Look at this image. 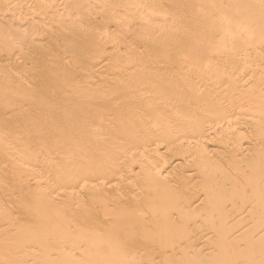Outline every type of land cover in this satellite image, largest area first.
I'll return each instance as SVG.
<instances>
[{"label": "bare ground", "instance_id": "obj_1", "mask_svg": "<svg viewBox=\"0 0 264 264\" xmlns=\"http://www.w3.org/2000/svg\"><path fill=\"white\" fill-rule=\"evenodd\" d=\"M51 1H52L51 2L52 4L49 1H47L50 3V5L47 7L48 8L47 11L60 8L61 10H59L58 13L60 11L63 13V11L65 9H67L69 12H67L66 15L69 18V22H67V17H63L61 15L60 16L58 15V17H54L52 11H51L52 15L51 14L50 15L53 17H49V18L52 20L54 19L53 22L56 21L60 26L64 24V26L67 25L68 27H66V26H65L66 28L63 27V28H65L64 30L61 28L59 31H53V30H55V28H57V27H55V26H57V24H55V26L53 25L52 28L48 27V28H50L49 30H51V29H53V30L47 31L48 35H46V38H43V37H40L38 35L33 34V36L32 35H26V36H28V38L30 37V39H28L26 36L23 37L25 35V33L23 34V30H21V28L24 26L21 27L18 24L21 22V21H19L20 15L22 14L23 11H25L26 15H27V13L32 12L33 11L32 8L34 7V5L39 6L40 3H42V4L44 3V0H0V16H1L0 18L2 20H4L5 18H8V16H9V17H12L14 19H17L19 22L15 20L16 22H18L16 26L13 25V23L10 19L9 20L11 21L10 23H12V25L15 27L14 29L21 27L19 30H21L22 33L19 32L18 30H16V31H18V34H17L16 31H12L13 28L10 30V28H9L10 23L7 25L6 22H5L6 24H4L3 23L4 21H0V22H2L0 24L1 27H3L2 29H4L3 25H6L9 28L8 32L10 34H14L13 32H15V34H16V35L15 34L12 35V38L13 37L16 38L17 35L19 36V33H21L19 36L20 38L19 37L17 38L18 40H22L23 38L24 39L27 38L28 40H31V37H32L33 40L28 42V43L35 41L34 42L35 51L33 52L34 54H32V53L30 54V52L27 50L26 46H25L26 50L21 49L22 47H24L25 44L26 45L28 44L25 42L28 40L23 39L21 45L23 44V42H25V44H23L22 46L19 44L20 47L17 44L11 45V44L7 43L6 48L8 47V45H9V47H11V46L15 47V45H17L18 47L17 46L16 47L20 48L21 52H20L19 56L17 55V57L11 56L12 54L3 55L2 58L0 59V62H1V60L3 62V65L0 64L2 66V67H0V69L5 70L4 69V66H5V68L7 70L8 64H10L11 62L17 61L18 59H22V58L24 59L25 58L24 60H26V61L29 60L31 63H34V62L37 63V65L34 63V65H36V66H34L35 68L33 67L32 64H30V65H32L31 66L32 69L34 68V72L35 73L37 72V74H36L37 76L34 75L33 79L35 77H38L39 79H37L36 81H39V80H41V78H43V77H40L39 74L44 73V71L47 73L48 76H49V74L56 75V74H52V73L53 72L55 73L57 71H58L57 72L58 75L61 73H63L62 75H64V73L66 71L63 72V70H65V69L67 70V68L69 69L70 66H73V65H71V63H68L69 65L66 64L67 63L66 61L68 60L67 58L68 57L71 58L73 55L85 57L86 56L85 54H91V55L93 54L94 56H97L99 58V59L97 58L98 59L97 60L93 55H92L93 58L92 57L89 58L91 55H87V60H86V57H85L84 62L91 61V63H89V64H88V62H86L87 66L81 65L83 67L82 69L84 70L85 75L87 73V76H85L84 73L81 76H79L80 78L83 76L85 77V78L84 77L81 78V79H83L82 81L80 80L81 83H83L85 81L84 82L85 85L84 84L80 85V82H79V84L77 83L78 85L75 83V87L70 86L71 92H69L70 95L68 98H66L68 95V93H67L68 91L66 90V88L69 89V86L63 87V90L65 88L64 91L62 90V87H61V90L63 91L62 93L65 92V94L67 93V95H66V97L64 96L66 99L64 98V100L61 101V99L59 98V100L63 103H66L65 100L66 101L68 100L67 102H69V104L67 103L69 105V107H68L69 109L68 108L67 109L70 110L69 111V120H68L67 124H65V126H61L56 121H54L55 119L52 117L53 116L52 114H54L56 112L57 109L55 110V108L60 109L61 107H59L60 103L57 106L56 104H58V103H56V101L52 100L50 97L48 98V100H46V102L44 103L45 104L44 106L42 104L43 101L41 99H38V97H37V99L39 101H41V104H42V106H40V109H39L40 115L38 114L39 120L42 119V121L37 123V124L34 123V126L36 125L35 128L39 129L44 134V137H43L44 139L59 138L58 141L53 143V149L50 150V152L55 153V156H54L55 158L50 157L51 161L49 162L50 168L52 169L51 172H53V173L55 172L56 175L51 180H48V181L45 180L46 184L49 185L50 187L60 185V186H62V188L64 187L65 189L66 188L67 189H73L74 187L75 188L80 187L78 189V191L77 190L76 191L77 192H79V191L85 192L84 196L80 194L81 196L84 197V199H81V201L84 200V203H82L83 201L82 202L80 201L79 202V203H81L80 209L76 208V210H73L72 207H74V205L71 206V205H69V203H67L69 205V206H67V208H66V206H62L60 210H55V209L49 207L50 205L48 206L47 203L52 202V200H50V198L48 196H47L48 198L45 197L46 199H43L44 196L46 195V194L45 195L43 194L45 192L42 193V191L41 192L39 191V194L37 192H32V193H35L37 197L34 196V194L32 196H34L38 200H36L33 197L35 200H30L29 198H27L28 200L26 199L27 200L26 202L24 199L21 198L22 196H20V195H22V193L24 195L25 192H22V193H20L21 191L18 192V193H20L19 194L20 198L19 197L16 198L17 195L14 196L16 193L11 194L15 197L14 199L17 200V201L15 200L13 202V204H14L13 206H15V207L12 206V208L15 209L17 207L18 209L17 208L16 209L22 213V216L20 215L21 219H19L18 218L19 214L18 215L16 214V216H15V214H13L14 217L11 218L12 214H10V213L13 212L14 209L13 210L10 209L11 208L10 205H12V204L9 205L7 200L5 203H7L10 206V208H8V209L11 210V212L8 211L7 208H6V210L2 209V208H5L4 204H3L4 205L3 207H2V204L0 205L2 207V208L0 207L2 209L1 212L4 210L0 214V264H91L93 262L92 259L96 258L93 256V255H95L93 252L94 251L93 249H96V248L99 249L98 252L100 251L98 253L97 249H96L95 250V253L97 252L96 255L107 254V255H105L106 257L104 256L105 259L108 257V259H106V261H105V263L107 264L108 260H110V259L111 260H114V259L117 260L118 257H121L120 258L121 260H122V257L128 259V257H125L123 255L124 251L125 252L126 251L127 252H130V251L135 252V250H136L135 254L137 256H139V253L143 249H150L153 247L155 248V247L164 246V245H165V247H167L168 246V244H167L168 240L172 241V242L170 241V243H172L171 247L175 248L176 245L182 246V244L185 243V242L181 243L179 238L181 236H183V234L186 235L184 230L187 227L190 228L191 224L193 222L194 223L192 226L194 227V224L197 226L198 223L196 224L195 221H197L198 219H199V221L201 220V222H202L203 212L205 214L203 221H205L207 223V225H210V227L213 228L212 229L213 231L217 232L215 234H218L217 235L218 241L216 238H213V237H216L214 235L208 236V237L205 236V234H208L206 232L207 228L205 227V231L203 232L204 226H202V225L204 222H202V225L198 224V227H199L198 229L194 227L197 230H199L202 227L201 231L203 233L198 231L200 233V235L203 234L202 235L203 237L200 236L202 239L199 238L202 240V241L200 240L201 243L204 245L205 241H203V238L206 237L204 240H207L210 237H212L213 239H216V240H213L211 238L213 240V241H211V239L209 240V241H211V243H210L211 246H207V247H211V250H212L213 249L212 247H214V246L218 247L216 245V243L219 242V243H217L218 245L220 244V247H218V248H222V249L226 248L225 250L223 249L222 252H219V250H216L217 248L214 247V250H216L217 252H212L213 251L212 250L211 251L212 254L213 253H216V254L221 253V255H222V253H223V255L225 256L224 257L222 255L223 257H221V255H220V257H219V255L217 254L215 256V258L217 257L218 260H220L219 258H222L221 260H223V258H225L223 261L224 264H242V263L253 264V263H255L254 262V260H256L255 254H257V256L259 255L256 252H259V253L261 252V254H263V252H264V163H263L264 162V156H263V158L260 157V159H262L261 164H260V168L257 164L260 162L257 159V153H259V155H261V154L264 155V140H261V137H263V136H259L258 142H257L258 146L257 145L256 146H257V148H260V150H263V151H260L258 149L256 155L254 154L256 157L255 158L252 157V159H250V160H248V158H250V152H252L251 154L253 155V151H250L251 148H253V147H250V148L248 146L244 147L245 145L242 143L243 140H242V142L240 140H237V139H232L230 141L225 140L228 137L225 138L224 135L226 133H228V136L233 135L231 131L237 130L239 128V126L240 127L245 126L246 119L245 118L241 119L240 117L229 116L230 112L232 111V108H231L232 104H230L231 103L230 99H231L234 88H229V86H228V88L227 87L223 88L222 84L225 81L226 82L238 81V84L240 86H242V85H244V82L247 81L246 74L242 71V69L244 70L245 68H249L251 66L253 67L255 65V62H254V65H251L252 64L251 61L255 60L254 57H256V55H259L260 53L255 54V52H253V51L254 50L256 51V49L253 46H250V48H248V45L251 42L243 41V38H242V40H240V37L238 36L240 32H238V30L240 31V29H241L240 27H241L242 22H243L242 26L246 25V26H244V28L242 27L243 29H245V27L248 28V26L253 24V23H255V24H257V26H259L257 29H259L262 26L260 24L262 22H264V9H262L261 6L263 7L264 0H139V1L138 0H136V1L135 0H133V1L125 0L126 3L124 5L120 3L121 6L123 5V7L121 9L124 10V7H127V10H130L132 12V15H131L132 17L129 19H127V17L123 18V21L121 18H119V16L120 17H122L123 15L127 16L126 14L122 15V13H121V12L127 13V11L121 10V12H120V7L118 6V4H119L118 2L120 0H116L118 2L114 1V7L116 6L115 8H118V10H119L115 13H118V15H119V13H121L119 16L117 15V17L119 19L115 16L114 13L113 14L110 13V11L113 10V8H111L112 6L110 7L111 2H113L112 0H96V1H93V0H70V1H74L73 4H70V5H72L71 8L67 4H65V5H67V7L64 5V3H66V1L65 2L62 0H51ZM60 1H62L64 3L60 2ZM121 2H123V0H121ZM156 3L158 5H160L159 3H162V5L165 4L166 7L167 8L169 7V8L167 9L164 7L167 10L166 12H165L164 8H163L164 11L162 10L163 12L155 11V10H157V9H155ZM97 4L100 6L99 10H101V7H103V10L104 9L108 10L107 6L109 5V8H111V10H108L109 12L106 11V12H108L107 13L108 16L107 15L106 16L109 18H112L111 19L112 22L113 21H114V23L117 22L118 25L121 26V27L119 26V28H122V26H124V25H126V26L132 25L131 27H133V29H134L135 28L134 25H136V23L138 21L139 22L137 25H139V23H142L143 25L140 24V25H142L141 29H140V25L138 26L139 27L138 29H137V25H136V28L134 30L135 34L131 33V35H130L128 32L127 33L131 36L130 37L128 35L130 38H132V37L134 38V36L139 33V31H138V33H136V31L139 29H140V35L142 34V37L147 33L148 39H144V38H146V35H145V37L143 38L144 40H141V42H143L142 44H144V43L147 44V45H145V44L144 45L147 47L149 52L151 51V49L152 50L158 49V50H154L155 52L157 51L158 53L153 54V56L158 55L162 51L164 52L165 49L170 48V47H171V51L172 50H175V51L173 53H171V55L170 54L165 55V54H167L165 52V53H163L164 54L163 57L161 56L162 53H161V55L159 54V56L162 58V60H160V61L156 60L159 58V56L156 59H155V57H153L154 60H156L157 62L153 61V59H152L153 62L146 64L147 67H145V64L142 63V62L146 63L147 59H144L146 61H142V62L139 61V59L141 57H139V59H138V56H140V55L137 56V59L139 62H141V65H144V66H140L138 63L136 64L134 57H132V56L131 57L133 58L135 63L132 61H128L129 59L126 57L128 59L127 60L125 58V55H124L125 60H122L123 57H122V59L120 58L122 55H120V53L117 54L116 51H118V50H116V49H113L114 50L113 52H108V49H106V48L108 47L109 44L107 45V43H110V45L112 43L113 48H114L115 43H116V45L117 44L120 45V43H122L124 45L123 41H125L127 39V36L125 37V34H127V33L123 32L124 35L119 34L120 36L117 38V34L119 33L118 31H120V30L117 28L118 31H115L116 29L113 30L114 27L112 28L107 24L108 23L107 20L109 18H107L105 16L107 18V20H106V18L103 17L106 13L103 12V14H102L103 15L102 17L105 18L106 21L103 23L101 22L103 27H101V30L99 29L100 30L99 32H93L92 28H91V30L82 29V27L79 26V24H78V23L81 24L80 21L84 22L83 19H86V17H89L91 10L93 8H95L96 7L95 5H97ZM44 5L45 4H43V6ZM126 5H128V6H126ZM250 5H253L257 8V11H253L256 13H253V15H252V13L248 14V15L247 14L246 15L241 14L242 15L241 16L239 13H241V11H243L244 8H245V11L247 12L246 6H250ZM93 6H95V7H93ZM253 6H250V8H254ZM128 7H129V9H128ZM38 8H40V7H38ZM41 8H44V13L47 12V11L45 12L46 7H41ZM62 9H63V11H62ZM159 9H161V8H159ZM39 10H37L39 12L37 14H40V11H42L43 9L40 11ZM114 10H113V12H114ZM34 11H35L34 14H36V10H34ZM101 11H100V13H102ZM245 11H244V13H246ZM25 13L23 12V14H25ZM62 13H60V14H62ZM233 13H238L240 15L234 21L231 18L228 19V16L230 17V15ZM220 14H221V17H220ZM222 14H224V15L222 16ZM29 15H30V13L27 16L28 18L30 17ZM43 15H45V14H43ZM47 15H49L48 12L46 13V17H48ZM94 16H91L90 19H88L89 21H91L90 24L93 23V21L95 20V18H93ZM114 16H115V18H114ZM187 16H190V17H187ZM217 16L220 17V18L218 17L219 18L218 21H216ZM40 17H41V15H40ZM156 17H157V19L159 18L158 20H160V19L163 20L161 22H166V23H163V25L164 24L169 25L171 23L170 25H173L172 27H174V28H172V30H174L176 33L174 34V31L170 30L171 29L170 28L169 30L171 32H170V34H168L169 37H167L166 36V30H165L167 28H164V29L161 28V27H164L165 25L161 26L162 24L160 25V23L157 21L159 23L158 24L160 26L159 27L155 24V21H153V19ZM223 17H225V20L226 19H228V20H226L224 22ZM35 18L41 19L39 17H35ZM92 18H93V21H92ZM184 18L185 19L187 18V20H188V18H190L194 22V26L193 27L191 26V29H189V30H185V29H188L190 26L188 28L185 26V29H183L184 31H181L182 33L180 32V35L179 34L177 35V30L179 28H181L180 27L181 25L182 26L184 25V24H182ZM33 19H34V17H33ZM38 19H37V21H39V23L42 21L41 23L43 25V20H38ZM124 19H126V20H124ZM26 21H27V19H26ZM37 21L35 20V22H37ZM192 21H191V23H192ZM13 22H14V20H13ZM31 22L32 21H30V25L32 24ZM112 22H111V24H114ZM229 22H231V23H229ZM26 23L29 24L28 21ZM39 23H37V24L39 25ZM191 23L190 24L188 23V25H192ZM223 23H225V24H223ZM14 24H16V23H14ZM27 24L25 26H27ZM93 24L95 25V23H93ZM185 24H187V23H185ZM262 24H264V23H262ZM38 25L37 26L34 25L33 27H38ZM94 25H92V26H94ZM13 26H11V27H13ZM82 26H86V25L82 24ZM99 26H101V25L99 24ZM257 26H255V27H257ZM31 27H32V25H31ZM33 27H32V29H33ZM40 27H41V24H40ZM145 27H147L146 30H145ZM148 27L151 28V30ZM175 27L178 29H176ZM263 27H264V25H263ZM263 27H261V28H263ZM6 28L7 27H5V29ZM8 28H7V30H8ZM25 28L28 29L27 27H25ZM41 28H40V30H41ZM85 28H87V27H85ZM127 28H129V30H128L129 32H130V29L132 32V28H130V27H127ZM127 28L125 29L126 31H127ZM210 28H213V29H210ZM238 28H240V29H238ZM35 29H37V28H35ZM88 29H90V28H88ZM123 29H124V27H123ZM143 29H144V31H146V33L144 32V34L141 33ZM148 29H149V32H147ZM42 30H43V28H42ZM56 30H58V29H56ZM164 30H165V32H164ZM169 30H167V31H169ZM251 30H253V32H256L255 31L256 28H255V30L253 28ZM251 30H248V33L251 35L249 38L252 39V36H254V33L252 32L253 34H251ZM30 32L31 31H29V33ZM3 33L5 35V32H3ZM65 33H67L66 35H68L70 37V40H72V41L68 42L69 45L71 46L70 49L68 48L69 47L68 43L66 41H64L67 43L68 46L66 47V45H65V47L68 49H65V47H64L65 50L63 52H65V53H63L62 52L63 48L61 49V47H63V46H61L60 48H55V49H54V47L59 45L56 43H59L58 41L62 40V37ZM163 33H165V37L162 36ZM237 33H238V35H237ZM10 34L6 33V35H10ZM37 34H41V33H37ZM121 34H122V32H121ZM132 34H134V35H132ZM41 35L43 36V33ZM54 35H55V37H54ZM245 35H247V34H245ZM244 36H242V37H244ZM129 37H128V39H129ZM166 37L168 38L167 43H165V41H167ZM254 37L257 38L258 36L256 35ZM261 37H263V36L261 35ZM246 38H247V36H246ZM259 38H258V43H259V41L262 42V39H264V38H262V39H259ZM0 39L2 40V41L0 40V42H3L2 45L5 46L4 42L5 41L7 42L8 40H6V39H8V38H4V39L0 38ZM17 39H14V40H17ZM63 39H64V37H63ZM65 39H66V37H65ZM18 40H17V42H18ZM36 40H37V42H42V43L45 42L46 45L50 43V45L55 44L56 46H54V45H53V47L49 46V47H51V49L48 48L49 49L48 50L47 49L48 45L46 46L42 43H36ZM136 40H138V42L140 41L137 38H136ZM10 41H12V40H9V42ZM73 41H74V45H71L70 43H73ZM14 42L17 43L16 41H14ZM62 42H63V40H62ZM141 42H139V43H141ZM223 42H226V44L224 43L226 46H223V48H218L216 50V48H215L216 46H214V45H218L217 47H219V44L220 43L222 44ZM255 42L256 41H253L254 44H258ZM131 43L132 42L130 41V44ZM103 44L104 45L106 44L107 46L103 48L102 47ZM122 44L119 46V48H121L123 46ZM224 44H222V45H224ZM30 45L28 46L29 48H30ZM222 45H220V47ZM4 46H2V47H4ZM213 46H214V49H212ZM255 46H257V45H255ZM260 46H261V48L262 47L264 48V46H262V45H260ZM116 48L118 49V46ZM125 48H127V47H125ZM30 49H31L30 51L34 50L33 48H30ZM132 49H131V51L134 50V49L133 50ZM135 49H136V47H135ZM7 50H6V52H7ZM257 50L260 51V48ZM2 51H3V49H2ZM8 51H10V50H8ZM22 51H24V52H22ZM68 51H69L70 55L72 54L71 57L69 54H67ZM129 51H130V49H129ZM262 51H260V52H262ZM35 52H38L37 55ZM91 52H93V53H91ZM125 52H126V50L124 51V53ZM145 52H147V51H145ZM131 53L130 54L133 55V52H131ZM151 53H152V51H151ZM136 54L142 55V51L140 53H136ZM0 55H2V54L0 53ZM33 55H36V56H33ZM63 55L65 57H67V56L68 57L65 58ZM134 55H135V52H134ZM180 55H182L181 58H180ZM176 56H178V57H176ZM108 57L112 58V59L109 58L110 60L108 59V61H112L114 59L115 62H117L116 60L118 59V62H119V59H120V61L122 60L123 64L121 62H119V63L117 62L118 64L121 63L122 66L123 65L130 66L131 64H133V63L134 64L131 65L132 69L129 67L126 68L125 66L121 67V69H120V65H121L120 64L119 65L120 72L115 73L113 76L112 71H110V72L106 71V69L108 68L107 66H109L111 64L110 63L108 65V63L107 64L105 63V62H107L106 58H108ZM175 57H176V59L177 58H179V59L178 60H172ZM81 58H83V57H81ZM132 58H131V60H132ZM145 58H147V57H145ZM64 59H67V60L65 61ZM92 59H96L95 63H96V61H97V63L94 64V62H93L94 60L92 61ZM71 61H73V60L70 59V61H68V62H71ZM124 61H127V62L124 63ZM259 61L261 63L260 59H259ZM73 62H75V59ZM115 62H113L112 64L114 65ZM129 62L130 63L132 62V63L130 64ZM24 63L25 62H23V64ZM117 63H116L117 68L115 65L116 70H114L116 72L118 69ZM77 64H78V62H77ZM126 64H128V65H126ZM38 65H41L43 71L39 70ZM135 65L136 66L139 65L140 67H144V68H140L138 66L135 68ZM75 66L77 67V65H74L73 69L77 71V68L75 69ZM110 66H109V68H111ZM194 66H197L198 71H196L197 69L192 70ZM199 66L201 67L200 71H199V69H200ZM256 66L257 65H255V68H256ZM20 67H23V65ZM63 67H66V68H63ZM62 68H63V70L61 71ZM102 68H106L103 71V74H104V72H107L106 75H103L104 78L102 76V73L100 75H95V76H97L96 78H92L89 71H92L93 73H95V71L101 72L103 70ZM167 68H168V70L171 71V73H169ZM32 69L31 70L26 69V70L33 71ZM73 69L72 70L70 69L71 72L74 71ZM119 69H118V71H119ZM122 69H124V70H122ZM129 69H131V70H129ZM190 69H191V71H189ZM6 70L4 71V73L2 71V73L0 75L4 74L3 76H7L8 73H10V72H8ZM21 70H22V68L20 69V71ZM70 70L67 72L69 76H71ZM78 70H79V72H76L77 74L74 71V73L76 75H79L78 73H80L81 69L79 68ZM12 71H14V70H12ZM172 71H174V72H172ZM194 71H196V72H194ZM24 72H25V70H24ZM111 72H112V74H110V75L113 76V79L111 76H110L111 77L110 78L107 75ZM215 72H219L222 75L216 79H213L212 77L215 74ZM5 73H7V75H5ZM74 73H73V75H74ZM207 73L208 74L214 73V74L211 77ZM235 73H239L238 77L236 76L237 74L235 75ZM62 75H61V77H62ZM76 75H75V79L77 77ZM92 75H94V74H92ZM42 76H43V74H42ZM99 76L100 77L102 76L101 79L102 80L104 79V81H106L107 83L106 82L103 83V81L100 82L101 79L98 78ZM105 76H107L110 79H108ZM260 76L263 77L264 74L260 75ZM55 77L56 76H53V78H54L53 81L51 80L52 79L51 77H50L51 79L50 78H47V79H50L51 82H53V83L55 81V84H56L57 80H55V79H58V77H60V76H58L57 78H55ZM64 77H66V75H64L63 78ZM0 78H1V76H0ZM68 78L69 77L64 78V79L66 80ZM97 78L99 80H96ZM250 78H251V76H250ZM73 79H74V77H73ZM77 79H78V77H77ZM245 79H246V81H245ZM2 80L6 82V80H4L3 78H2ZM2 80L0 79V81H1L0 83L3 82ZM70 80H71V82L69 81V83H70L69 85L74 84L72 81L75 82V80H72V78ZM14 81H15V79H14ZM24 81H26V80H24ZM58 81L60 83V80H58ZM248 81H249V79H248ZM64 82L65 81L61 82V85L57 83V86H67L68 80H67V82H65L67 85ZM76 82H78V81L76 80ZM6 83L5 84L2 83V85H7ZM235 83L236 82H234V86H235ZM236 85H237V83H236ZM239 85H238V87H240ZM7 87L8 86H6L5 88H7ZM10 87L11 86L9 85V88ZM12 87H13V83H12ZM30 87L32 88V85ZM246 87H248V86H246ZM27 88H29V87L27 86ZM51 89H54V88H52V86H51ZM235 89H236V87H235ZM262 89L264 90V87ZM2 90H3V87H2ZM12 90H13V88L10 91L9 90L8 91L11 92ZM57 90H58V88H57ZM57 90H56V92H57ZM61 90H58V91H61ZM52 91H53V93L51 95L54 94V90H52ZM238 91H239V89H238ZM0 92H2V91H0ZM0 95H1V93H0ZM47 95L48 94L46 93V96ZM61 95H63V94H61ZM3 96H5V95H3ZM3 96L1 95V97H3ZM53 96L55 97V95H53ZM41 97L43 98V95ZM45 99H43V100H45ZM56 100H58V99H56ZM16 101H14L15 105H16ZM39 101L37 102L38 106L40 103ZM232 101H234V100H232ZM23 102L25 103L26 100ZM18 106L19 105L17 104L16 111L19 109ZM61 106H62V104H61ZM14 107H16V106H13V108ZM4 108H5V111H3V109L1 110V111H3V113L6 112V110L8 111V109H10V107L9 108L7 107L8 109H6V107H4ZM13 108H11L12 111L9 110L8 112L14 113L13 110H15V109H13ZM53 108H54V110H53ZM59 109L57 111H59ZM62 109L64 110L63 107H62ZM16 111H15V114L18 112V111L17 112ZM60 111L62 112L61 109H60ZM248 111L249 110H247V112ZM65 112H67V111H65ZM61 114L63 116V113H61ZM6 115H7V113H6ZM10 115H12V114H10ZM65 115H66V113L64 114V116ZM219 115L221 118L219 121L216 120V123L214 122V120L211 121V122H213V124L210 123V121H208L211 116L217 117ZM258 115H260V116L264 115V112L258 113ZM33 116H32V118H34ZM64 116L62 117V119L64 118ZM23 117H24V115H23ZM28 117H30V115ZM35 117H37V116H35ZM55 117H56V115H55ZM251 117L252 116H250L249 118H251ZM32 118H30V119L28 118V120L31 121ZM4 119L0 118V121H2V123H3ZM23 119H25V118H23ZM215 119H217V118H215ZM47 120H49V122ZM210 120H212V119H210ZM249 120H251V119H249ZM26 121H27V119H26ZM32 121H33V119H32ZM207 121L209 123H207ZM6 123H7V120H6ZM12 124L13 123H11V125ZM30 124H31V122H30ZM30 124H29V126H30ZM255 125H258V124H255ZM10 126H9V128H10ZM14 126H16V124ZM29 126H27V127L29 128ZM250 127H252V126H250ZM11 128H12V126H11ZM17 128H19V127H17ZM12 129H14V128H12ZM25 129H27L26 125H25ZM247 129H249V128H247ZM11 130H8V128L6 129L4 124H0L1 138H3L2 136L6 137V139H5L6 141H4V139H0V165H1L0 171H1L2 166L5 165V163L7 165L8 163L14 162L17 159L16 160L17 163L14 164L15 163L14 162L13 164L15 165V169H14L15 173L19 175L20 172H24L25 170L22 169L23 170L22 171L20 168L21 171H19V169H17L16 165L18 166V162H19L20 157H21V159L23 158L22 154H24L25 151L24 150L22 151L21 148L25 149L23 147L26 146V143H25V145L23 143V147H19L22 154H20L21 153L20 150H19V152H20L19 153L18 150H15V149H16V147L19 146V144L22 145V142H24V140L25 141L27 140L26 136H28L27 133L29 134L30 130H27V133L24 134V136H25L24 140L21 138L20 139H18V138L20 137V135H22L24 132H26V130L23 131L22 134H20V130L18 131V129H14V131L17 130L20 135H17L18 133L14 134L15 132L14 131L12 132ZM39 130H38V132H39ZM219 130H221V132L223 134V138H225L223 140L224 145H222V147L224 146L223 148H226V150L221 148V150L222 151L224 150V152L219 151L220 154H218V151L216 150L218 157L215 158L211 151L208 152L209 150H207V148L210 144L212 145V142H214L213 141L214 139L212 138V134L215 133V135H216V133ZM244 130H245V128H244ZM30 132H33V131L31 130ZM34 132H35V130H34ZM240 132L242 133L243 137H246L248 135L247 132H243L242 130ZM220 133H219V136L221 135ZM243 133H246L247 135L245 134V136H244ZM250 134L252 137H254L253 133H249V135ZM12 135H14V137H11ZM16 135L18 136L17 139L19 141L21 140L20 141L21 143L19 142L18 146H16L17 140L15 139L16 140V141H14L15 144H12L15 146H11V143L10 144L8 143L11 141L7 142V140H9L10 137H11L10 140H12V138L14 139L16 137ZM238 135L240 136V134H238ZM234 136L232 138H236ZM29 138H30V136H29ZM230 138H231V136H230ZM263 139H264V137H263ZM217 141H218V139H217ZM231 141H232V143H231ZM250 142H252V141H250ZM35 145L37 146V144H35ZM163 145L166 147L167 150H169V151L175 150V153L177 151L178 155H180V157L182 156V159L187 163L186 167L184 169L185 171L182 169L181 172H179V171L176 172V171H172V170L168 169L170 166L169 165L170 160H166L164 157H161V155L163 153V152H161V147ZM219 145H221V144H219ZM71 146L74 147V150L71 152H68V148ZM228 148H229V151H228ZM214 149H216V148H213L212 150H214ZM5 150H6V152H5ZM130 150H132V151H130ZM218 150H220V149H218ZM16 152H18V153H16ZM214 153H216V152L214 151ZM19 154L21 156H19ZM159 154H161V155H159ZM163 154L165 155V153H163ZM15 155L19 156V157L16 158ZM27 155L29 156V153ZM239 156H241V157H239ZM71 157L73 158L72 168H70V166H69V159ZM156 157H157V159H158V157H161L160 160L162 159V162L156 163V161H159V159L156 160ZM180 157H179V159H180ZM177 158H178V156H177ZM184 158H188V159L185 160ZM21 159H20V161H21ZM174 159L176 160V158H174ZM182 159H180V160H182ZM5 160H7V162L8 161H10V162L7 163ZM183 160H182V162H183ZM2 161L5 163H3ZM1 163H3V165ZM10 164H12V163H10ZM179 164L180 163H178L177 165H179ZM183 164H184V162L181 165H183ZM35 165H37V164H35ZM135 165H138L139 166L138 168H140V170L145 172L144 173L145 177H142L139 180V182H136L137 181V179H135L136 177L134 176L135 177L134 178L135 181H134L131 179L133 177L132 176L131 178H129L132 181H129V179H128V182H127V184L128 183H131V184L124 185L122 183V181L126 182L125 180H127L128 176L133 174V172H134L133 168ZM155 166H159V167H155ZM5 167H7V166H4V168ZM9 167L13 168L12 165ZM19 167H21V166L19 165ZM23 168L25 169V167H23ZM16 169L18 170L19 173H17ZM32 169H35V168H32ZM42 170H44V169H42ZM186 170L187 171H193V173L190 174V172H189V174H187ZM6 171L8 172V170H6ZM6 171H3V173ZM26 171H27L26 175L31 173V171L29 173L27 168H26ZM137 171H139V170H137ZM6 173L4 174L5 176L8 175ZM21 174L22 173H20V175ZM45 174H43V175H45ZM18 175H16L17 179H18ZM23 175H25V172L23 173ZM23 175H22V177L24 178ZM26 175H25L26 179L21 180L20 182L19 181L17 182V179H16V181H14L12 179L13 181L9 182V180H8L9 177L6 176L7 177V179H6V178L0 176L2 178L6 179V181L8 180L7 182L10 183V185H9V183H7L5 180H2L3 182H6V183L1 182L2 185H4V186H0V188H2V187L3 188L4 187L10 188L11 186H14V189H15L16 187L20 188V185L28 187L27 185H29L30 178H27ZM30 175H29V177H30ZM33 175H35L36 177L37 176L40 177L42 174L38 175V174L33 173ZM47 176H48V174H47ZM36 177H33L36 179L35 184L40 185V180H38L39 177L38 178H36ZM193 177H196L197 179L196 178L194 179ZM11 178H12V176L10 177V179ZM116 178H118V180ZM189 178H190V180H194V182L195 181L196 182L194 184H192L193 182L191 183L189 181V184L190 183L191 184L188 185L187 179H189ZM112 180H114L116 182L119 181V182L114 183L112 185H108L109 182L110 183L114 182ZM133 181H134V183H133ZM79 183L81 184V186L79 185ZM36 187L38 188L39 186H36ZM22 188H24V187H22ZM22 188H20V189H22ZM5 190L7 191V193H5V194H7V196H8V194L12 193L11 192L12 189L10 190V192L7 189H5ZM17 190L18 189L16 188L15 191H17ZM27 190H26V192H27ZM72 191H74V190H72ZM72 191H70V192L64 191L61 194H58V196L59 195L63 196L62 198H65L64 196H66L67 194H70V196H73L74 192H72ZM1 192H4V191H1ZM76 194H74V195H76ZM78 195H79V193L77 194V196ZM7 196L5 198H7ZM13 196H11V197H13ZM77 196H76V198H77ZM85 196H87V197H85ZM0 197H3V196L1 195ZM9 197H10V195L8 196V199L11 198V197L10 198ZM25 197H26V195H25ZM66 198H65V200H66ZM19 199H20V201H19ZM21 199L24 200V203H23V201H21ZM48 199L50 201H48ZM65 200L63 199L64 204H66ZM70 200H72L71 197H70ZM109 200H111V201L113 200V202H110ZM233 200L234 201L240 200L241 204L239 205L236 202L233 203L234 202ZM252 200H254V201L252 202ZM59 202H61V201L59 200ZM74 202H75V199H74ZM77 202H76V204H78ZM230 203L231 204L233 203L234 205L237 204L238 211L241 214L245 213L244 211H246L247 209H249V210L252 209V211H249V212L250 213L252 212L256 217H254V215L252 213L251 214L249 213V215H253L251 218L254 221L252 219H251V221L254 222V224H252V226L254 228V225H255L256 230L251 228L252 230L249 231V228H248V231L246 233L242 234L243 228L241 230L242 226L240 227L238 225L240 222L239 217H237V219L239 218L238 219L239 222L236 221L237 222L236 225L234 224V226H233V223L231 221L230 222L232 224L229 222V219H230L229 215L231 216V214H233L232 209L233 208H234V210L237 209V206L235 205L236 206L235 207L233 205V208L230 207V208H232L231 209L232 211L230 210L232 213L228 212L227 209L228 210L230 209L228 207V205ZM8 205H6V207H9ZM51 205H52V203H51ZM110 205H112V206H110ZM248 205H251L250 208L251 207L252 208L250 209L248 207ZM76 206L78 207V205H75V207ZM200 210L203 211L201 213L202 214L201 219H200L201 216H199ZM40 212H42L41 213L42 215L45 213L43 216L44 217L43 220H41ZM217 214H218L219 218L217 217ZM235 215H234V217H235ZM246 215H247V213L245 214V216ZM104 216H105V218L106 217L107 218L106 219L102 218ZM242 216L244 217L243 214H242ZM15 217H17V218H15ZM240 217H241V215H240ZM247 217H246V219H247ZM256 218L258 219L257 221H256ZM189 219L195 220V221L190 222L191 220L189 221ZM218 219H220V221ZM232 219L234 220L235 218H233V216H231L230 220H232ZM248 219L250 220V217H248ZM235 220H234V223H235ZM242 220H243V218H242ZM59 221H60L59 225H61V227L58 225L55 228V226H53V225H57V222H59ZM217 221H219V222H217ZM246 221H243L246 223L245 226H247ZM110 222L112 224H110ZM243 222H240V225H241V223H242V225H244ZM189 223H191V224L189 225ZM217 223L219 224V226H217L218 225ZM249 223H251V222L249 221ZM110 225H112V226H110ZM236 226L237 227L239 226L240 228L238 227L236 229H239L241 231V234L239 233L240 231L237 233V234H240L238 237H237V235L234 234V231H233ZM245 226H243V227H245ZM48 227H50V228L52 227V229L54 227V229L59 230V231L58 232L56 231L53 233L51 232L49 235L48 234L45 235V233H44V236H42V234H43L42 232H45ZM189 228L186 229V232H188V230L190 231V229H192V228H190V229ZM209 229H211V228H209ZM212 230H210L209 232H211ZM180 231L182 232V234ZM191 231L193 232V229ZM236 231H238V230H236ZM76 232L78 234H75ZM248 232L250 233V235L248 234ZM72 233H73V235H72ZM80 233L82 234L81 235L82 238L78 237V236H80ZM74 234H75V236H74ZM178 234L179 235L181 234V235L178 236ZM196 234H197V232H196ZM208 235H210V233ZM211 235H212V233H211ZM76 236L79 239L76 238ZM174 236L175 237L177 236L178 239L175 238ZM195 236L197 237V235H195ZM198 236H199V234H198ZM196 237H195V239H196ZM173 238H175L174 239L175 241L177 239V241L176 242L173 241ZM234 239L236 242H238V240L241 239L242 245H244L243 242L245 240H247V242L249 241L248 244L250 247H248L247 243L245 245L247 246V249L252 248V250H253V247H254L255 248L253 251L254 253L251 251L253 254L248 255L247 253H251V252H249L250 250L249 251L247 250L248 252H246V247H245V250H243L244 247L242 246L243 249H241V251L243 250L244 254L245 255L247 254V255L245 256L243 254V252H242V254L244 256L241 257L240 255H238V254H240V248L236 245H239L238 244L239 242L236 243L234 241L235 244L233 245V243L231 241ZM242 239H244V241ZM177 242H179L178 244H180V243L181 244L178 245V244H176ZM192 242H193V239H192ZM213 242L215 245L214 244L212 245ZM189 243H190V240H189ZM189 243H188V246H189ZM194 243H195V241H194ZM206 243L207 242H205V246L202 245L204 247V249L207 245ZM196 244H198V243H196ZM230 244H231V246H229ZM173 245H175V246H173ZM185 246H187V245H185ZM185 246L183 245L181 248H184ZM188 246L186 249L189 248ZM196 246H195V249L194 248L192 249V250H194L193 252H196L195 250H197L199 247V246L198 247H196ZM234 246L238 247L239 251H238V249L237 250L233 249V248H236ZM165 247H162V248L159 247L156 249H163L164 250ZM200 247H201V245H200ZM227 247H229L228 251H226ZM256 247L259 249H257ZM91 249L93 251H90ZM104 249H107L109 253L108 252L105 253V251L103 253ZM175 249H173V250L175 251ZM209 249H208V251H210ZM229 249L234 251L236 256L238 255L237 259H236V256L233 255L232 253H231V255L235 256V258L234 257L230 258L232 256L230 254H228V252L230 251ZM120 250H121V252L122 251L123 252L122 253H120V252L116 253V257H115V255H113V254H115V252L120 251ZM137 250L139 253L137 252ZM178 250H179V248H178ZM190 250L191 249L186 250V252L188 251V253H189V254H187L188 256L190 255V252H191ZM200 250H202V249H200ZM200 250H198V252ZM235 250L238 251L239 253H236ZM155 251H157V250H155ZM159 251H160V253H162L161 250H159ZM143 252H141V253H143ZM180 252H181L182 256H184L186 253L183 250L178 251L179 254H180ZM183 252H185V253L183 254ZM224 252L225 253L227 252V255ZM92 253H93V255H92ZM172 253L173 252L171 250L170 254L172 255ZM175 253H177V252L175 251ZM209 253H206L205 255L207 256V254H208L209 258H213V257H210ZM109 254H110L111 258H110V256H108ZM111 254L114 257L113 259H112ZM117 254H122L123 256L122 255L120 256ZM165 254H161V255H164L163 257L166 260L165 261L164 259H162L164 261L163 263L167 264L165 262L171 261L168 259L170 254H169V256L167 255V253H165ZM195 254L193 256L196 257L198 253L196 255ZM261 254H260V257L263 256ZM134 255H132V256L136 258V256H134ZM177 255H176V257H177ZM187 255H185V256L188 259ZM205 255H203L204 257H202L203 261L207 259ZM173 256H174V253H173ZM178 256L181 257L182 259L185 257V256L182 257L181 255H178ZM191 256L192 255H190L189 258L192 259L193 256L192 257ZM226 256H229V258H227V260H226ZM239 256H240V258H238ZM179 257L174 258V259L175 260L178 259L177 260V262H178ZM100 258H103V256H100ZM202 258L201 259L198 258V259L202 260ZM258 258H259V256H258ZM263 258H262V261H264ZM96 259H98V258H96ZM120 259H119V262L121 261ZM127 259L122 260V262H124L123 264H130L129 261L131 260V257L128 259V261H127ZM136 259H134V260H136ZM187 259L184 258L183 260L187 261ZM198 259H196V260L194 259V262L199 263ZM208 259L206 260V262L208 261V263H209L212 259L211 260L209 259L210 261ZM102 260L103 259H101V261ZM116 260H114V262ZM146 260L150 263H153L152 259L148 255V251H146L145 261ZM181 260L177 264H181ZM125 261H127V262H125ZM136 261H138V260H136ZM155 261H156V259H155ZM189 261H190V259H189ZM260 261H256L257 264ZM103 262H104V260H103ZM114 262H111V263L114 264ZM201 262L202 261H200V264H201ZM215 262L217 263L218 261H216V259H215ZM170 263L173 264L174 263L173 260ZM202 263H205V261ZM218 263L221 264L222 261L218 262ZM100 264H101V262H100ZM116 264H117V261H116ZM136 264H139V263H136ZM145 264H147V263H145ZM156 264H157V262H156ZM182 264H184V263L182 262ZM213 264H214V262H213ZM262 264H264V262Z\"/></svg>", "mask_w": 264, "mask_h": 264}, {"label": "rangeland", "instance_id": "obj_2", "mask_svg": "<svg viewBox=\"0 0 264 264\" xmlns=\"http://www.w3.org/2000/svg\"><path fill=\"white\" fill-rule=\"evenodd\" d=\"M47 1H49L50 3L52 2L51 0H47ZM47 1L44 0V3H43V4H45L44 6H43L42 3H40L41 5L39 4V6H38V5H34V7L32 8V10H33V11L36 10V14H34L35 11L33 12V11L31 10L32 12H29V13H30V15H29L30 17H29V18L27 17L29 13H27V15H26L25 11H23L25 14H23V12H22L23 15L21 14V15H20V18H19V21L22 22V23L20 22L21 24L18 23L19 21H18L17 19H14V18L9 17V16H8V18H5L4 20H2V19L0 18V21H4L3 23H4V24L7 23V25L12 21V23H13L14 26H16L17 23H18L19 26H21V27L24 26V27H22V28L19 27V28L14 29L15 27L12 25V23L9 24V28H10V30H11L12 28L14 29V30L12 29V31H16V30H18L19 32L22 33L21 30H23V34L25 33V35H24L23 37H25L26 35H32V36H33V34H34V35H38V36H40V37L46 38V35H48V34H47V31H48L50 28H52L53 25L55 26V24H57V26H55V27H57V28L54 27L55 30L51 29V30H53V31H59L61 28L64 30L66 27H68L67 25H65V26H66V27H65L64 24L60 26L56 21L53 22L54 19L52 20V19H50L49 17H53V16H54V17H58V15H59V16L61 15V16H63V17H67L66 13L69 12L67 9H65L66 11H65V10L63 11V9H62L63 13H62L61 11L58 13V11L61 10L60 8H59V9H54V10H48V11H47V9H48L47 7L50 5V3L47 2ZM62 1H64V2L66 1V3H64V2H62ZM62 1H60V2L64 3V5L67 4L70 8H71V6H72V5H70V4H73V2H74V1H70V0H62ZM93 1H96V0H93ZM112 1H113V2H111L110 7L112 6L111 8H113V10H114V9H115V10L117 9V10H116V11L114 10V12H113V10H111V8H109V5H108L107 7H108V10H111L110 13H111V14L114 13L115 16L117 17L118 13H115V12H117V11H119V10H118V8H115L116 6L114 7V1H115V2H118V1H116V0H112ZM129 1H130V0H129ZM131 1H133V0H131ZM135 1H136V0H135ZM138 1H139V0H138ZM46 2H47V3H46ZM48 3H49V4H48ZM112 3H113V4H112ZM118 3H119L118 6L120 7V12H121V10H122V11H125V10L127 11V13L121 12L122 15H123V14H126L127 16H124V15H123L122 17H120L119 15H120L121 13H119V15H118L119 18H121L122 21H123V18H126V17H127V19L131 18V17H132V16H131V15H132V12H131L130 10H127V7H124V10L121 9V8L123 7V5L126 3V1L123 0V2H121V0H120ZM120 3L123 4V5L121 6ZM157 3H158V2H157ZM157 3H156V4H157ZM47 4H48V5H47ZM51 4H52V3H51ZM156 4H155V9H157V10L154 9L155 11H158V12L161 11V12H163L164 9L167 8L165 4H164V5H162V3H159L160 5H158V4L156 5ZM46 5H47V6H46ZM67 5H65V6L67 7ZM161 5H162V6H161ZM37 6L40 7V8H38ZM95 6H96V7H95ZM95 6H93V7H95V8H93V9L91 10V12H90V14H89V17H86V19H83L84 22L80 21L81 24L78 23L79 26L82 27V29L91 30V28H92L93 32H99V31L101 30V27H103L102 23L105 22V21L107 20V18H109V17H107V16H108L107 13L109 12L108 10H105V9H104V10H105V11H104V10H103V7H101V10H102V11H101V10H99V9H100V6H99L98 4L95 5ZM126 6H128V5H126ZM250 6H253V5H250ZM250 6H246V8H247V12H248V13L245 11V8H244V10L241 11V13H239V14H240V15H241V14H243V15H244V14H245V15L247 14V15H248V14H251V13H252V15H253V13H256V12H253V11H257V8H256L255 6H253L254 8H250ZM41 7H46V8H45V9H46L45 12H46V11L48 12V14H49V15H47L48 17H46V13H47V12L44 13V8H41ZM69 7H68V8H69ZM107 7H106V8H107ZM164 7H165V8H164ZM159 8H161V9H159ZM163 8H164V9H163ZM168 8H169V7H168ZM168 8H167V9H168ZM261 8L264 9V5H263V7L261 6ZM39 9H40V10L43 9V10L40 11ZM128 9H129V7H128ZM138 9H139V8H138ZM37 10L40 11V14H37V13H39ZM94 10H95V11H94ZM139 10H140V9H139ZM162 10H163V11H162ZM51 11H52V13H53V16H51V15H52ZM100 11H101L102 13H100ZM106 11H108V12H106ZM166 11H167V10L165 9V12H166ZM244 11H245L246 13H244ZM49 12H50V13H49ZM103 12L106 13L104 16L102 15ZM161 12H160V13H161ZM60 13H62V14H60ZM92 13H93V14H92ZM31 14H32V15H31ZM43 14H45V15H43ZM50 14H51V15H50ZM68 14H69V13H68ZM100 14H101V15H100ZM239 14H238V13H233V14L230 15V17L228 16V19L231 18V19L234 21L236 18H238V17L240 16ZM24 15H25V16H24ZM35 15H36V16H35ZM37 15H38V16H37ZM40 15H41V17H40ZM65 15H66V16H65ZM94 15H95V16H94ZM106 15H107V16H106ZM223 15H224V14H222V16H223ZM23 16H24V17H23ZM32 16L34 17V19H33ZM72 16H73V15H72ZM91 16H94L93 18H95L94 21H93V18H92V21H93V23H95V25H94L93 23L90 24L91 21L88 20V19H90ZM102 16H103V17L106 16V17H107V18L105 17L106 20H105V18H103ZM115 16H114V18H115ZM231 16H232V17H231ZM241 16H242V15H241ZM0 17H1V16H0ZM31 17H32V18H31ZM35 17H39V18H41V19H38V18H35ZM45 17H46V18H45ZM187 17H190V16H187ZM218 17H219V16L216 17V18H217L216 21L219 20V18L221 17V14H220V17H219V18H218ZM225 17H226V16H225ZM225 17H223V21H224V22H225L226 20H228V19L225 20ZM24 18H25V19H24ZM102 18H103L104 20H103ZM117 18H118V17H117ZM119 18H118V19H119ZM9 19H10L11 21H10ZM22 19H23V20H22ZM26 19H27V21L29 22V24L26 23V22H27ZM28 19H29L30 21H32V22H31V23H32V24H31L32 27H33L34 25H35V26L38 25L37 23H39V21H37V19H38V20H43V25H42V23H41L42 21H41V22L39 23L38 27H33V29H32V27H31V25H30V21H29ZM48 19H49V20H48ZM100 19H101V20H100ZM111 19H112V18H109V19H108L109 21L107 20V22H108L107 24H108L110 27H112V28L114 27L113 30L116 29L115 31H118V29L120 30V31H118L119 33L117 34V38H118L120 35H124L123 32H125V33L128 32L130 35H131V33H134V34H135V31H134V30H135L136 25L138 24L139 21L136 23V25H134L135 23L133 24L134 27H135V28L133 29V27H131L132 25H129V26L124 25V26H122V28H119L120 25H118L117 22H115V23H114V21L112 22ZM156 19H157V17L154 18L153 21H155V24H156L157 26H159V25H158L159 23H160V25L162 24L161 26H164V25H165L164 27H161V28H163V29H164V28H167V29H165V30H166V36L169 37L168 34H170V32H171L170 30H172V28H174V27H172L173 25H170L171 23H170L169 25H167V24H164V25H163V23H166V22H161V21H163V20H161V19L158 20L159 18H158L157 20H156ZM13 20H14V22H13ZM15 20L18 21V22H16ZM35 20H36L37 22H35ZM124 20H126V19H124ZM189 20H190V21H189ZM7 21H8V22H7ZM33 21H34V22H33ZM50 21H51V22H50ZM157 21H158L159 23H158ZM187 21H188V22H187ZM191 21H192V20H191L190 18H188V20H187V18H186V19L184 18L183 23H182V24H184V25H183V26L181 25V26H180L181 28H179V29L175 27L176 29H178V30H177V35H178V34L180 35V32H181V31H184L183 29H185V26H186L187 28L190 26L188 29H185V30H189V29H191V26H192V27L194 26V22L192 21V23H191ZM5 22H6V23H5ZM52 22H53V23H52ZM55 22H56V23H55ZM67 22H69V18H68V17H67ZM101 22H102V23H101ZM111 22L114 23V24H111ZM140 22H141V21H140ZM145 22H146V21H145ZM145 22H144V23H145ZM1 23H2V22H0V24H1ZM14 23H16V24H14ZM44 23H45V24H44ZM116 23H117V24H116ZM185 23H187V24H185ZM188 23H189V24L191 23L192 25H188ZM229 23H231V22H229ZM229 23H228V24H229ZM262 23H264V22H262ZM262 23L260 24V25H262L261 27H263V25H264V24H262ZM23 24H24V25H23ZM26 24H27V26H25ZM33 24H34V25H33ZM40 24H41V27L43 28V30H42V28L40 27ZM82 24H83V25H86V26H82ZM99 24H100L101 26H99ZM110 24H111V25H110ZM140 24H142V23H139V25H140ZM155 24H154V25H155ZM223 24H225V23H223ZM242 24H243V22L241 23V27H240L241 29L238 28V29H240V31L238 30V32H240V33H239V35H238V33H237V35L240 37V40H242V38H243V41L251 42V43L248 45V48H250V46L255 47L256 51H255V50L253 51V52H255V54H257V53L259 54V53H260V54H259L260 56H259V55H256V57H254L255 60L251 61V63H252L251 65H254V62H255V65H257L260 69H259L257 66H256V68H255V65L253 66L254 68L250 65L251 67H249V68H245L244 70L242 69V71L246 74V77H247V81H246V79H245L246 82H244V85H242V86H240V85L238 84V81H234V82L237 83V85H236V83H235V86H234V82H232V81H231V82H229V81L226 82V81H225V82L222 84V87H223V88H226V87L228 88V86H229V88H234V89H233L232 96H231V99H230V102H231V103L229 102L230 104H232V105H231L232 111L230 112L229 116L240 117L241 119H242V118H245V119H246V121H245L246 124H245V126H243V127H240V126H239V128H238L237 130L231 131L233 135H229V136H228V133H226V134L224 135V137H225V138L228 137L229 139H228V138H227V139L223 138V134H222L221 130H219L221 133H220L219 131H218V132H219L222 136H221V135L219 136V133H218V132L216 133V135H215V133L212 134V138L214 139V140H213L214 142H212V145L210 144V145L208 146L209 149L207 148V150H209L208 152L211 151L215 158H217V157H218V154H220L219 151H222L221 148L226 150V148H223L224 146L222 147V145H224V144H223V140H224V139H225V140H228V141H230V140H232V139H237V140H240L241 142H242V140H243L242 143L245 145L244 147H246V146H248L249 148H250V147H253V148H251V150H250V151H253V155L251 154L252 152H250V158H248V160L252 159V157L255 158V157H256L255 155H256L258 149L260 150V148H257V146H258V145H257V144H258V143H257V142H258V138H259V136H263V137H264V131H263V130H264V115H261V116L258 115V113L264 112V90L262 89V88L264 87V76H263V77L260 76V75H263V74H264V64H263V63H264V61H263V60H264V48H263V47L261 48V46H260V45L264 46V39H262V38H264V35H263V34H264V27H263V28L260 27L259 29H257L259 26H257V24H255V23H253V24L249 25L248 28L245 27V29H243L244 26H246V25H243V26H242ZM29 25H30V26H29ZM48 25H49V26H48ZM68 25H69V24H68ZM92 25H94V26H92ZM139 25H137V29L139 28V27H138ZM142 25H143V24H142ZM142 25H140V29H141ZM166 25H167V26H166ZM187 25H188V26H187ZM3 26H4V29H2L3 27H1V25H0V38H3V39H4V38H8V39H6V40H8V41L6 42V41L4 40V41H5V42H4L5 46L2 45L3 42H0V49H1V50H0V53L2 54V55H0V59L2 58L3 55H6V54H12L11 56H14V57H17V55L19 56V55H20V52H21V49L24 50V49H25V46L27 47V50L30 52V54H31V53L34 54L33 52L35 51V49H34V42H35V41H34V42H31L32 44H31V43H28V42H30V41L33 40L32 37H31V40H28V39H30V37L28 38V36H26L28 39H27V38H25V39L23 38L24 40H28V41H25V42L28 43V44L26 45L25 42H23V44H25L24 47H22L21 49H20V48H17V47L19 46V44L21 45V43H22V41H23V39H22V40H18V39H17V38L20 36L21 33H19V36L17 35L16 38H15V37L12 38V35H14L15 32H13L14 34H10V33L8 32V31H9L8 26H6V25H3ZM11 26H13V27H11ZM125 26H126V27H125ZM168 26H169V27H168ZM170 26H171V27H170ZM255 26H257V27H255ZM5 27H7L8 30H7V28L5 29ZM25 27H27L28 29H26ZM30 27H31V28H30ZM48 27H50V28H48ZM63 27H65V28H63ZM85 27H87V28H85ZM93 27H94V28H93ZM110 27H109V28H110ZM120 27H121V26H120ZM123 27H124V29H123ZM127 27L132 28V32H131V29H130V32H129V31H128L129 28H127ZM159 27H160V26H159ZM182 27H183V28H182ZM242 27H243V28H242ZM20 28H21V30H19ZM24 28H25V29H24ZM29 28H30V29H29ZM35 28H37V29H35ZM40 28H41L42 31L40 30ZM47 28H48V29H47ZM88 28H90V29H88ZM117 28H118V29H117ZM126 28H127V31L125 30ZM148 28H149V27H148ZM170 28H171V29H170ZM215 28H216V27H215ZM252 28H253L254 30H255V28H256V30H255L256 32H253V30H251ZM56 29H58V30H56ZM99 29H100V30H99ZM110 29H111V28H110ZM140 29L136 31V33H138V31H139V33L136 34V35L134 36V38H133V37L130 38L131 36H130L128 33L125 34V37L127 36V39H128V37L130 36L128 40L126 39L125 41H123V43H124L125 46H124L122 43L119 42L120 45L122 44L123 46H122L121 48H119L120 45H119V44L116 45V43H115L116 46L114 45V48H113L112 43H111V45H110V43H107V45L109 44L110 46L108 45V47H107L106 49H108V52H113V51H114L113 49H116V50H118V51H116V53H117V54L120 53V55H122V56L120 57L121 59H122V57H123L122 60H125V58L127 57V58L129 59V60H128V59L126 58L128 61H132V62H134V60H135L136 64L138 63L140 66H144V65H141V62H142V61H146V60H144V59H147L146 63H145V62H142L143 64H145V67H147L146 64L152 63L153 61H156V60L160 61V60H162V58L159 56V54L161 55V53H162L161 56L163 57V56H164L163 53L166 52L167 54H165V55H169V54L171 55V53H173V52L175 51V50H172V51H171V47H170V48L165 49L164 52L162 51V52H160L158 55H154V56H153V54L158 53L157 51L155 52L154 50H158V49H153V50L151 49L152 53H151V51H150V52L148 51L147 47L145 46V45H147V44L144 43V44H145V45H144V44H142L143 42H141V40L148 39V38H147L148 35H147L146 31H144V29H143L141 33L144 34V32H145V33H146V34H145V35H146V38H144L145 35L142 37V34L140 35ZM146 29H147V27H145V30H146ZM149 29L151 30V28H149ZM149 29L147 30V32H149ZM169 29H170V30H169ZM176 29H175V30H176ZM210 29H213V28H210ZM247 29H248V30H251V34L254 33V36L257 35L258 37L255 38L254 36H252V39L249 38L251 35L248 33V30H247ZM260 29H261V30H260ZM25 30H26V31H25ZM27 30H28V31H27ZM51 30H49V31H51ZM111 30H112V29H111ZM165 30H164V32H165ZM167 30H169V31H167ZM241 30H242V31H241ZM258 30H259V31H258ZM18 31H16L17 34H18ZM29 31H31V32L29 33ZM45 31H46V32H45ZM133 31H134V32H133ZM172 31H174V30H172ZM243 31H244V32H243ZM245 31H246L247 33H246ZM3 32H5V35H4ZM33 32H34V33H33ZM36 32H37V33H41V34L43 33V36H42L41 34H37ZM121 32H122V34H121ZM167 32H168V33H167ZM252 32H253V33H252ZM258 32H259V33H258ZM6 33L10 34L11 36H10V35H6ZM11 33H12V32H11ZM175 33H176V32L174 31V34H175ZM181 33H182V32H181ZM244 33L247 34V35H245ZM23 34H22V35H23ZM66 34H67V33L64 34L65 36L63 35L64 39H63V37H62L63 42H62V40H60L61 42L58 41L59 43H56V44H59V45L61 44L60 46L58 45L59 47L56 46L55 44H53L54 46H56V47H54V49H55V48H60L61 46H63V47H61V49L63 48L62 52H63L65 49H68V48L70 49L71 46L69 45L68 42H70V41H72V40H70V37H69L68 35H66ZM68 34H69V33H68ZM119 34H120V35H119ZM134 34H132V35H134ZM3 35H4V36H3ZM15 35H16V34H15ZM128 35H129V36H128ZM138 35H139V36H138ZM240 35H241V36H240ZM244 35H245V36H244ZM248 35H249V36H248ZM261 35H262L263 37H261ZM5 36H6V37H5ZM8 36H9V37H8ZM137 36H138V37H137ZM162 36L165 37V33H163ZM162 36H161V37H162ZM242 36H244L245 38H246V36H247V38L245 39V38L242 37ZM54 37H55V35H54ZM65 37H66V39H65ZM68 37H69V38H68ZM167 37H166V38H167ZM259 37H260V38H259ZM19 38H20V37H19ZM21 38H22V37H21ZM136 38L139 39V40H140L139 42H141V43H139L138 40H136ZM143 38H144V39H143ZM258 38H259V39H262V42L259 41V43H258ZM14 39H17L18 42H17V40H14ZM60 39H61V38H60ZM132 39H133V40H132ZM134 39H135L136 41H135ZM176 39H177V38H176ZM0 40H1V39H0ZM9 40H12V41L9 42ZM13 40L16 41L17 43H15ZM34 40H35V39H34ZM67 40H68V41H67ZM166 40H167V41H165V43L168 42V38H167ZM1 41H2V40H1ZM20 41H21V42H20ZM64 41H66V42L68 43V45H69L68 48H66L68 45H67V43L64 42ZM130 41L132 42L131 44H130ZM253 41H256L255 43H258L259 45H258V44H254ZM136 42H137V43H136ZM7 43H9V44H11V45H13V44H17L18 46L15 45V47H12V46L9 47V45H8V47L6 48ZM36 43H42V42H37V40H36ZM65 43H66V44H65ZM224 43L226 44V42H223L222 44H224ZM23 44H22V45H23ZM30 44H31V45H30ZM42 44L46 45L45 42L42 43ZM70 44H71V45H74V41H73V43H70ZM222 44L220 43V44H219V47H217L218 45H214V46H216V47H215L216 50H217L218 48H223V46H226L225 44H224V45H222ZM22 45H21V46H22ZM29 45H30V48H33L34 50L30 51L31 49L28 47ZM47 45H48L47 49H48V48L51 49V47H53V45H50V43L47 44ZM47 45H46V46H47ZM65 45H66V47H65ZM107 45H106V44H105V45L103 44L102 47L104 48V47H106ZM133 45H134V46H133ZM136 45H137V46H136ZM138 45H139V46H138ZM220 45H222V46L220 47ZM255 45H257V46H255ZM2 46H4L6 49H5L4 47H2ZM16 46H17V47H16ZM49 46H51V47H49ZM117 46H118V49L116 48ZM128 46H129V47H128ZM141 46H142V47H141ZM214 46H213L212 49H214ZM258 46H259V47H258ZM1 47H2V48H1ZM19 47H20V46H19ZM64 47H65V49H64ZM125 47H127V48H125ZM135 47H136L137 50L135 49ZM140 47H141V48H140ZM256 47H257V48H256ZM12 48H13V49H12ZM110 48H111V49H110ZM132 48H133L134 50H133ZM139 48H140V49H139ZM145 48H146L147 50H146ZM259 48H260V51H262V50H263V51H262V52L258 51L257 49H259ZM2 49H3V51H2ZM7 49L10 50V51H8ZM11 49H12V50H11ZM54 49H53V50H54ZM127 49H128V50H127ZM129 49H130V51H129ZM131 49H132L133 51H131ZM4 50H5V51H4ZM6 50H7L8 53L6 52ZM25 50H26V49H25ZM48 50H49V49H48ZM53 50H52V51H53ZM121 50H122V51H121ZM125 50H126V52H125L126 54L124 53ZM135 50H136V51H135ZM149 50H150V49H149ZM11 51H12V52H11ZM106 51H107V50H106ZM137 51H138V52H137ZM141 51H142V55H141V54H136V53H140ZM145 51H147L149 54H148L147 52H145ZM249 51H250V50H249ZM22 52H24V51H22ZM25 52H26V51H25ZM131 52H133V55H131V54H132ZM134 52H135V55H134ZM154 52H155V53H154ZM3 53H4V54H3ZM35 53H36V55H37L38 52H35ZM63 53H65V52H63ZM91 53H93V52H91ZM127 53H128L129 55H128ZM130 53H131V54H130ZM13 54H14V55H13ZM67 54L70 55L69 51H68ZM15 55H16V56H15ZM36 55H33V56H36ZM64 55H65V54H64ZM64 55H63V56H64ZM85 55H86L85 57H86V60H87V55H91V54H85ZM92 55H93V54H92ZM92 55H91L89 58H91V57L93 58L94 55H93V56H92ZM124 55H125V58H124ZM138 55H140V56H138ZM143 55H144V56H143ZM176 55H177V54H176ZM66 56H67V55H66ZM71 56H72V54L70 55V57H71ZM74 56H75V55L72 56L73 58H72V57L69 58L68 56H67V57H68V58H67V57L64 56L65 58L68 59V60H67V59H64V60H65V61L67 60V61H66V62H67V63H66L67 65H69L68 63H71V65H73V66H74V65H77V67L75 66V69L77 68V71L73 69V68H74L73 66H70V68H69V69L67 68V70H66V69L63 70V68H66V67H63V68L61 69V71L63 70V72L66 71V72L64 73V75H66V77H64V78L69 77L70 79L72 78V80H75V82L72 81V82L74 83V84H72V85H69V84H70L69 81L71 82V80H70L69 78L65 80V79L63 78L64 75H62L63 73L60 72L61 74L58 75V73H57L58 71L55 72V73H54V72L52 73V74H56V75H51V74H49V76H48L47 73L44 71L45 74L42 73L43 76H42V74H39V76H40V77H43L44 79L41 78V80L36 81V80L39 79V78H38V77H35V78L33 79V77H34V75L37 74V72H36V73L34 72V68H35L34 66H36L37 63L34 62V63L36 64V65H34V63H31L29 60H27V61L24 60L25 58H24V59L22 58L23 60H22V59H18L17 61L14 60L15 62H11L10 64H8V65H7V70H6L5 66H4V69H5L6 71L10 72V73H8V75H7V73H5V75H7L8 77H7V76H3L4 74L0 75V76H1L0 79L2 80V78H3V79L6 80V82H7V83H6L5 81L2 80V81H3L2 83H3V84L6 83L7 85H2V83H0V91H2V92H0V93H1L2 96L5 95V96H3V97H1V95H0V108H1V109H0V114H1V115H0V118L4 119V118L6 117V118L3 120V123H2V121H0V122H1L0 124H4V125H5V128H6V129L8 128V130H11L12 128H14V129H18V131L20 130V134H22V132L26 130V132H24L22 135H20V134L18 133L17 130L14 131V129H12L11 131H12V132L14 131V132H15L14 134L18 133L17 135H20V137L18 138V136L16 135V137H15L14 139L12 138V140H10L11 137H14V135H12V136L9 138V140H7V142H8V141H11V142H8V143H9V144L11 143V146H15V145H12V144H15L14 141L17 140L18 143L16 142V146H18L19 142L21 141V140L19 141L18 139L21 138V139L24 140V139H25L24 134L27 133V130H30V131L32 130L33 132H34V130H35V132H34L35 134H34L33 132H30V131H29V134H30V133H31V134L29 135V134L27 133V135H28V136H26L27 140H26V141L24 140V142H22V145L19 144V146L16 147V149H15V150H18V152H19V150H20L19 147H23V143H24V145H25V143H26V146L23 147V148H25V149H22V148H21L22 151H23V150L25 151L24 154H22L21 150H20L21 153L19 152L20 154H22V157H23L24 159H23V158L21 159V157H20L21 161H20V159H19L18 166L16 165V167H17V169H19V171H21L22 169L25 170V171H24V172H25V175L27 174V173H26V172H27V171H26V168H27V170L29 171V173H30V171H31V173H30L31 175H30V174L26 175L27 178H30L29 185H27L29 188L26 187V186H21V185H20V188H22V187H24V188L20 189V188L16 187V188L18 189L17 191H15L16 188L14 189V186H11L10 188H9V187H8V188H5V187L3 188V187H2L3 189L0 188V189H1V190H0V196H1V195L3 196V197H0V198H1V199H0V205L2 204V207L5 205V206H4L5 208H2V207L0 206L2 209H5V210H6V208H7V210L11 212V210H9L8 208H10V206H11L10 209H12V210L14 209V208H12V206L14 205L13 202L16 200V199H14V198H15L14 196H16V195H17L16 198H17V197L20 198V196H22L21 198L24 199L25 202L28 200L27 198H29L30 200H35V199L38 200L37 198L34 197V196H36V194H35V193H32V192H37V193L39 194V191H40V192L42 191V193L45 192V193H43V194H44V195L46 194V195L44 196L43 199H46L45 197L48 196V197L50 198V200H52V202H48L47 204H48V206L50 205L49 207H51V208H53V209H55V210H60L62 206H66V208H67V206H69V205H71V206L74 205V207H72L73 210H76V208L80 209L81 203H79V202L81 201V199H84L83 196H84V193H85V192H83V191H79V192H77L78 189H79L80 187H77V186H76L77 188L74 187L73 189H67V188L65 189L64 187L62 188V186H60V185H56V186L50 187L49 185L46 184L45 180H47V181H48V180H51V179H53V178L55 177V175H56L55 172H54V173L51 172L52 169L50 168V164H49V162L51 161V160H50V157H54V156H55V153H54V152H50V150L53 149V143L56 142V141H58L59 138L44 139V138H43V137H44V134H43L39 129L35 128L36 125L34 126V123L37 124V123H39V122L42 121V119L39 120V115H40V114H39V112H40L39 109H40V106H42V104H43V106L45 105L44 103L46 102V100H48L49 97H50L52 100L56 101V103H58V104H56L57 106H58L59 103H60L59 107H61L60 109L62 110V112H61L59 108H55V110H56V109H57V110L59 109V111L56 110V112H55L56 114H55V113L52 114V115H53L52 117L55 119V120H54V119H53V120L56 121V122H57L59 125H61V126H65V124H67V122H68V120H69V111H70V110H68V109H69V108H68V107H69V105H68L69 102H67L68 100H67V101L65 100L66 103H63V102H61V101L64 100V98L66 97L67 93H68V95H67L66 98L69 97V95H70L69 92H71V91H70V90H71L70 88L73 87V86L75 87V83H76V84H77V83L79 84V82H80V85H81V84H84L85 81H84L83 83H81V81L83 80V79H81V78H83L84 76L81 77V78H80L79 76H81V75L84 73V70L82 69V68H83L82 66H83V65H84V66H85V65L87 66L86 62H88V61L84 62V59H85L84 56H81V57H83V58H81L80 56H75V57H74ZM131 56L134 57V60H133V58H132ZM137 56H138V59H139V57H141V58L139 59V61H141V62L138 61ZM151 56H152V57H151ZM158 56H159V58L156 59ZM94 57H95L96 59L98 58L97 56H94ZM135 57H136V58H135ZM145 57H147V58H145ZM153 57H155L156 60H154ZM176 57H178V56H176ZM176 57H175L174 59H172V60H178V59H179V58L176 59ZM181 57H182V55H180V58H181ZM77 58H78V59H77ZM89 58H88V59H89ZM109 58H110V57L106 58L107 62H105V63H106V64L108 63V65L111 63V64H110L111 66L109 65L111 68H109V66H107L108 68L106 67L107 69H106V68H102L103 70L101 69L102 71H101V72L99 71L100 73H99L98 71H95V73H93L92 71H89V70H88L89 73L91 74L92 78H96L97 76H95V75H100L101 73H102V76H103V75H106L107 72H104V74H103V71H104L105 69H106V71H108V72H110V71L113 72V74H112V72L109 73V74H107L109 77L111 76L110 74H112V75L114 76L115 73L120 72L121 67H124V66H125V65L122 66V64H123V61H122V60L120 61V59H119V62L122 63V64L120 63V64H121V65H120V64H118V63H119V62H118V59L116 60V61L118 62V63H117V62H115L114 59H113L112 61H108ZM131 58H132V60H131ZM142 58H143V59H142ZM70 59L73 60V61H74V59H75V62H73V61L68 62V61H70ZM96 59H92V61L94 60V61H93L94 64L97 63V61H96V63H95V60H96ZM98 59H99V58H98ZM98 59H97V60H98ZM110 59H112V58H110ZM110 59H109V60H110ZM136 59H137V60H136ZM152 59H153V61H152ZM259 59L261 60V63H260ZM21 60H22V61H21ZM89 60H90V59H89ZM106 60H105V61H106ZM137 61H138V62H137ZM23 62H25V63L23 64ZM77 62H78V64H77ZM113 62H115L114 65L112 64ZM125 62H127V61H124V63H125ZM132 62H131V63H132ZM135 62H134V63H135ZM156 62H157V61H156ZM89 63H91V61H89L88 64H89ZM116 63L118 64V69H119V65H120V69H119V71H118V69H117V72L114 71V70H116V68H117ZM129 63H130V62H129ZM131 63H130V64H131ZM134 63H133V64H134ZM0 64L3 65L2 60H1ZM28 64H29V65H28ZM30 64L33 65V67H34L33 69H32V67H31L32 65H30ZM92 64H93V63H92ZM130 64H129V65H130ZM133 64H131V65H133ZM22 65H23V67H20V66H22ZM25 65H26V66H25ZM81 65H82V66H81ZM112 65H113L114 67H113ZM115 65H116V68H115ZM126 65H128V64H126ZM131 65H130V66H125V67H126V68L129 67V68L132 69ZM139 65H137V66L140 67ZM38 66H39V70H40V71H43L41 65H38ZM137 66L135 65V68H136ZM0 67H2V66L0 65ZM18 67H19L20 69L22 68V70L20 71V69H19ZM27 67H28V68H27ZM40 67H41V68H40ZM78 67H79L82 71L80 70V73H78L79 75H76V74H77L76 72H79V70H78L79 68H78ZM199 67H200V66H199ZM199 67H198V68H199ZM25 68H26V69H30V70L32 69L33 71L26 70ZM114 68H115V69H114ZM140 68H144V67H140ZM70 69H71V70L73 69V70L75 71L76 74L74 73V71H72V72L74 73V75H73V73L71 72ZM131 69H129V70H131ZM196 69H197V66H194L192 70H196ZM1 70H2V69H0V71H1ZM5 70H2L3 73H4ZM12 70H14V71H12ZM24 70H25V72H24ZM69 70H70V72H71V73H70L71 76H69L68 73H67ZM122 70H124V69H122ZM122 70H121V71H122ZM167 70H168V68H167ZM200 70H201V67H200L199 71H200ZM253 70H254V71H253ZM2 71L0 72V74L2 73ZM17 71H18V72H17ZM59 71H60V70H59ZM88 71H87V72H88ZM168 71H169V73H171L170 70H168ZM189 71H191V69H190ZM196 71H198V69H197ZM196 71H194V72H196ZM29 72H30V73H29ZM81 72H82V73H81ZM96 72H97V73H96ZM172 72H174V71H172ZM258 72H259V73H258ZM15 73H16V74H15ZM31 73H32L33 75H32ZM89 73H88V74H89ZM176 73H177V72H176ZM247 73H248L249 75H248ZM14 74H15V75H14ZM26 74H27L28 76H27ZM90 74H89V75H90ZM92 74H94V75H92ZM207 74H208V73H207ZM213 74H214V73H213ZM213 74H210V73H209L208 75L212 77ZM236 74H237V75H236ZM57 75L60 76V77H58ZM61 75H62V77H61ZM67 75H68V76H67ZM75 75L78 77V79H77V77H76V79H75ZM84 75H85V73H84ZM221 75H222L221 73H219V72H215V74L213 75L212 78H213V79H216V78L220 77ZM235 75L238 77L239 73H235ZM14 76H15V77H14ZM18 76H19V77H18ZM22 76H23V77H22ZM36 76H37V75H36ZM44 76H45V77H44ZM53 76H56L55 78L58 77V79H55V80H57V81H56V84H55V81H54V83L51 82V80L53 81V79H54ZM85 76H87V73H86ZM102 76H101V77H102ZM113 76H111L112 79H113ZM250 76H251V78H250ZM9 77H10V78H9ZM30 77H31V78H30ZM50 77H51L52 79H51ZM73 77H74V79H73ZM101 77L99 76L98 78L101 79ZM105 77H107V76H105ZM111 77H110V78H111ZM5 78H6V79H5ZM7 78H8V79H7ZM21 78H22V79H21ZM47 78H50L51 80H50V79H47ZM84 78H85V77H84ZM98 78H97L96 80H99ZM103 78H104V76H103ZM107 78H108V77H107ZM107 78H106V79H107ZM110 78H108V79H110ZM14 79H15V81H14ZM106 79H105V80H106ZM248 79H249V81H248ZM7 80H8V81H7ZM12 80H13V81H12ZM22 80H23V81H22ZM24 80H26V81H24ZM58 80H60V83H59ZM67 80H68V83H67L68 85L65 83V82H67ZM76 80H77L78 82H76ZM80 80H81V81H80ZM85 80H86V79H85ZM27 81H28V82H27ZM35 81H36V82H35ZM63 81H65L64 83H65L67 86H57V83L61 85V82H63ZM102 81H103V83L106 82V81H104V79H103V80L101 79L100 82H102ZM107 81H108V80H107ZM0 82H1V81H0ZM8 82H9L10 84H9ZM40 82H41L42 84H41ZM43 82H44V83H43ZM250 82H251V83H250ZM12 83H13V87H12ZM18 83H19V84H18ZM25 83H26V84H25ZM106 83H107V82H106ZM248 83H249V84H248ZM21 84H22V85H21ZM23 84H24V85H23ZM30 84L32 85V88L30 87V86H31ZM65 84H64V85H65ZM78 84H77V85H78ZM1 85H2V86H1ZM9 85L13 88V90H12L11 92H9V91H10L12 88H11V87L9 88ZM55 85H56V86H55ZM80 85H79V86H80ZM84 85H85V84H84ZM101 85H102V84H101ZM109 85H110V84H109ZM238 85H239L240 87H238ZM249 85H250V86H249ZM6 86H8V87H7L8 89L5 88ZM27 86H28L29 88H27ZM51 86H52V88H54V89H51ZM68 86H69V89L66 88V90H67L68 92H67L66 94H65V92L62 93V92L65 90V88H64V90H63V87H68ZM70 86H71V87H70ZM246 86H248V87H246ZM2 87H3V90H2ZM41 87H42V88H41ZM47 87H48V88H47ZM61 87H62V90H63V91L61 90ZM235 87H236V89H235ZM241 87H242V88H241ZM249 87H250V88H249ZM57 88H58V90H61V91H58ZM240 88H241V89H240ZM238 89H239V91H238ZM8 90H9V91H8ZM52 90H54V94H53V95H55L56 98H55L53 95H51V94L53 93ZM56 90H57V92H56ZM6 91H7L8 93H7ZM241 91H242V92H241ZM12 92H13V93H12ZM243 92H244V93H243ZM5 93H6V94H5ZM46 93H47L49 96H48V95L46 96ZM14 94H15V95H14ZM41 94L43 95V98L41 97V96H42ZM61 94H63V95H61ZM241 94H242V95H241ZM56 95H57V96H56ZM64 96H65V97H64ZM37 97H38V99H41V100L43 101L42 104H41V101H39V100L37 99ZM39 97H40V98H39ZM46 97H47V98H46ZM52 97H53V98H52ZM62 97H63V98H62ZM235 97H236V98H235ZM254 97H255V98H254ZM256 97H257V98H256ZM45 98H46V99H45ZM59 98L61 99V101L59 100ZM66 98H65V99H66ZM29 99H30L31 101H30ZM33 99H34V100H33ZM36 99H37V100H36ZM43 99H45V100H43ZM56 99H58V100H56ZM16 100H17V101H16ZM22 100H23V101L26 100V102L24 103ZM232 100H234V101H232ZM14 101H16V105L14 104V103H15ZM18 101H19V102H18ZM32 101H33V102H32ZM38 101L40 102V103H39V106H38V104H37ZM31 102H32L33 104H32ZM67 103H68V104H67ZM245 103H246V104H245ZM17 104L19 105V106H18L19 109L17 110L18 112L16 111ZM31 104H32V105H31ZM61 104H62V106H61ZM244 104H245V105H244ZM253 104H254V105H253ZM9 105H10V106H9ZM21 105H22V106H21ZM36 105H37V106H36ZM11 106H12V107H11ZM13 106H16V107L13 108ZM247 106H248V107H247ZM4 107H6V109H8V108L10 107V109H8V111H9V110L12 111L11 108L15 109V110H13L14 113H11V112L9 113L7 110H6V112L3 113V111H5V108H4ZM7 107H8V108H7ZM35 107H36V108H35ZM62 107H63L64 110L67 111V112H65V111L62 109ZM262 107H263V108H262ZM34 108H35V109H34ZM67 108H68V109H67ZM256 108H257V109H256ZM2 109H3V111H1ZM243 109H244V110H243ZM53 110H54V108H53ZM247 110H249V111L247 112ZM15 111L17 112L16 114H15ZM63 111H64V112H63ZM249 112H250V113H249ZM6 113H7V115H6ZM27 113H28V114H27ZM61 113H63V116H64V114L66 113V115L64 116L63 119H62L63 116H62ZM4 114H5L6 116H5ZM10 114H12V115H10ZM22 114L24 115V117H23ZM38 114H39V115H38ZM58 114H59V115H58ZM246 114H247V115H246ZM256 114H257V115H256ZM16 115H17V116H16ZM20 115H21V116H20ZM29 115H30V117H28ZM33 115H34V116H33ZM55 115H56V117H55ZM1 116H2V117H1ZM3 116H4V117H3ZM15 116H16V117H15ZM19 116H20V117H19ZM32 116H33L34 118H32ZM35 116H37V117H35ZM67 116H68V117H67ZM250 116H252V117L249 118ZM14 117H15V118H14ZM22 117L25 118V119H23ZM261 117H262V118H261ZM13 118H14V119H13ZM28 118H29V119L32 118L33 121H32V119H31V121L28 120ZM215 118H217V119H215ZM220 118H221L220 115L217 116V117H215V116H211L210 119H212V120L209 119L208 121H210V123L213 124V122H211V121L214 120V122L216 123V120L219 121ZM26 119H27V121H26ZM249 119H251V120H249ZM253 119H254V120H253ZM255 119H256V120H255ZM6 120H7V123H6ZM9 120H10V121H9ZM12 120H13V121H12ZM37 120H38V121H37ZM64 120H65V121H64ZM66 120H67V121H66ZM25 121H26V122H25ZM45 121H46V120H45ZM47 121L49 122V120H47ZM208 121H207V123H209ZM4 122H5L6 124H5ZM8 122H9V123H8ZM30 122H31V124H30ZM11 123H13V124L11 125ZM63 123H64V124H63ZM15 124H16V126H14ZM29 124H30V126H29ZM255 124H258V125H255ZM10 125L12 126V128H11ZM25 125H26V128H27V129H25ZM32 125H33V126H32ZM259 125H260V126H259ZM9 126H10V128H9ZM27 126H29V128H28ZM247 126H248V127H247ZM250 126H252V127H250ZM15 127H16V128H15ZM17 127H19L20 129L17 128ZM33 127H34V128H33ZM244 128H245V130H244ZM247 128H249V129H247ZM246 129H247V130H246ZM38 130H39V132H38ZM241 130H242L243 132H247L248 135H247L246 133H243L244 136H245V134L247 135L246 137H243L242 133L240 132ZM239 132H240V133H239ZM254 132H255V133H254ZM36 133H37V134H36ZM41 133H42V134H41ZM249 133H253V134H254V137H252L251 134L249 135ZM261 133H262V134H261ZM33 134H34V135H33ZM238 134H240V136H239ZM253 134H252V135H253ZM256 134H257V135H256ZM234 135H235V136H234ZM29 136H30V138H29ZM230 136H231V138H230ZM233 136L236 137V138H232ZM249 136H250V137H249ZM2 137H3V138H1V135H0V139H4V141H6V140H5L6 137H5V136H2ZM263 137H261V140H264ZM17 138H18V139H17ZM222 138H223V139H222ZM246 138H247V139H246ZM15 139H16V140H15ZM217 139H218V141H217ZM23 140H22V141H23ZM1 141H2V140H1ZM250 141H252V142H250ZM31 142H32V143H31ZM35 142H36V143H35ZM37 142H38V143H37ZM246 142H247V143H246ZM20 143H21V142H20ZM33 143H34V144H33ZM213 143H214V144H213ZM231 143H232V141H231ZM251 143H252V144H251ZM35 144H37V146H36ZM217 144H218V145H217ZM219 144H221V145H219ZM250 145H251V146H250ZM256 145H257V146H256ZM217 146H218V147H217ZM219 146H220V147H219ZM164 147H165L164 145L161 147V152L165 153V155H164L163 153H162V155H161V154H159V155H161V157H164L166 160H170V164H169L170 166H169L168 169H169V170H172V171H176V172H177V171L181 172L182 169L184 170L185 167H186V164H187V163L182 159V156L180 157V155H178V152H177V151H176V153H175V150H174V151H173V150L169 151V150L166 149V147H165V148H164ZM213 148H216V149L212 150ZM217 148L220 149V150H218ZM13 149H14V148H13ZM252 149H253V150H252ZM15 150H14V151H15ZM73 150H74V147H73V146H71V147L68 148V152H71V151H73ZM216 150L218 151V154H217V151H216ZM130 151H132V150H130ZM214 151H215L216 153H214ZM228 151H229V148H228ZM260 151H263V150H260ZM5 152H6V150H5ZM18 152H16V153H18ZM222 152H224V150H223ZM222 152H221V153H222ZM28 153H29V156L27 155ZM47 153H48L49 155H48ZM166 153H167V154H166ZM20 154H19V156H21ZM25 154H26V155H25ZM210 154H211V153H210ZM212 154H211V155H212ZM215 154H216L217 156H216ZM254 154H255V155H254ZM23 155H24L25 157H24ZM159 155H158V156H159ZM168 155H169L170 157H169ZM172 155H173L174 157H173ZM251 155H252V156H251ZM258 155H259V153H257V159H258V161H260V162L257 163V164H258V166H259V168H260V164H261V160H262V159H260V157L263 158L264 155H263V154H261V155H259V156H258ZM15 156H16V155H15ZM19 156H16V158L19 157ZM48 156H49V157H48ZM165 156H166V157H165ZM167 156H168V157H167ZM177 156H178V158H177ZM161 157H158L159 161H156V163H157V162H158V163H159V162H162V159L160 160ZM179 157H180V159L183 160V162H184L183 165H184V166L181 165L183 162H182V160L179 159ZM239 157H241V156H239ZM248 157H249V156H248ZM54 158H55V157H54ZM167 158H168V159H167ZM170 158H171V159H170ZM174 158H176V160H175ZM158 159H157V157H156V160H158ZM172 159H173V160H172ZM184 159L186 160V159H188V158H184ZM16 160H17V159H16ZM16 160L14 161L15 163H14V162H10V161H8V162H10V163H12V164L8 163L7 160H5V161L8 163L7 165H6L5 162L2 161L3 163H5L4 166H7L9 169H8L7 167H5V168H6V169H5L4 166H2L3 169L1 168V171H2V172L0 171V173H1L0 176L4 177V178H6V179H7V177H9V178H8L9 182H10V181H13V180L16 181V179H17V176H16V175H18V174H16V173H15V170H14V169H15V165H14V164L17 163ZM56 160H57V159H56ZM171 160H172V161H171ZM3 163H1V164L3 165ZM13 163H14V164H13ZM176 163H177V164L180 163V164L177 165ZM263 163H264V162H263ZM35 164H37V165H35ZM257 164H256V165H257ZM11 165H12L13 168L9 167V166H11ZM13 165H14V166H13ZM19 165H20L21 167H19ZM69 166H70V168H72V166H73V158H72V157L69 159ZM178 166H179V167H178ZM0 167H1V165H0ZM23 167H25V169H24ZM138 167H139L138 165H135L134 168H133V171H134L133 174L131 173L132 175H129V176H128L127 180H125L126 182L122 181V183H123L124 185H129V184H131V183H128V184H127V182H128V179L131 178L132 176H133V177L131 178L132 180H134V178L136 177V178H135V179H137L136 182H139V180H140L142 177H145V174H144L145 172H143L142 170H140V168H138ZM155 167H159V166H155ZM177 167H178L179 169H178ZM20 168H21V170H20ZM32 168H35V169H32ZM17 169H16V171H17V173H19ZM31 169H32L33 171H32ZM42 169H44V170L46 169V170H45L46 172H45L44 170H42ZM47 169H48L49 171H48ZM135 169H136V170H135ZM173 169H174V170H173ZM6 170H8V172H7ZM23 170H22V171H23ZM36 170H37V171H36ZM41 170H42V171H41ZM137 170H139V171H137ZM3 171H6L7 173H6V172L3 173ZM184 171H185V170H184ZM24 172H20V173H22L21 175H20V173H19V175H18V179H17V182H18V181L20 182L21 180L26 179V178H25V175H23ZM36 172H37V173H36ZM40 172H41V173H40ZM43 172H44V173H43ZM48 172H49V173H48ZM136 172H137V173H136ZM186 172H187V174H189V172H190V174L193 173V171H187V170H186ZM194 172H195V171H194ZM5 173L8 174V175H6L7 177L4 175ZM33 173L38 174V175H39V174H40V175H41V174L43 175V174H45V173H46V174L43 175V176L41 175L40 177H39V176L36 177L35 175H33ZM2 174H3V175H2ZM47 174H48V176H47ZM22 175L24 176V178L22 177ZM29 175H30V177H29ZM11 176H12V178L10 179ZM32 176H33V177H36V178L39 177L38 180H40V185H39V184H38V185L35 184V180H36V179L33 178ZM45 176H46V177H45ZM134 176H135V177H134ZM2 177H0V179H1V180H0V184H1L0 186H4V185H2V183H6V182L8 181V180L6 181V179H4V178H2ZM14 177H15V178H14ZM51 177H52V178H51ZM21 178H22V179H21ZM181 178H182V177H181ZM193 178L195 179L196 177H193ZM193 178H192V179H193ZM12 179H13V180H12ZM33 179H34V180H33ZM116 179L118 180V178H116ZM196 179H197V178H196ZM2 180H5L6 182H3ZM132 180L129 179V181H132ZM187 180H188V183H187L188 185H190L192 182H193L192 184H194V183L196 182V181L194 182V180H190V178L187 179ZM81 181H82V180H81ZM81 181H80V182H81ZM112 181H114V180H112ZM134 181H135V180H134ZM134 181H133V183H134ZM189 181L191 182L190 184H189ZM1 182H2V183H1ZM9 182H7V183H9ZM117 182H119V181H117ZM117 182H116V181L111 182V183L109 182L108 185H112V184L117 183ZM125 183H126V184H125ZM133 183H132V184H133ZM27 184H28V183H27ZM9 185H10V183H9ZM77 185H78V184H77ZM79 185L81 186L80 183H79ZM79 185H78V186H79ZM36 186H39V187L37 188ZM25 187H26V188H25ZM60 187H61V188H60ZM107 187H108V186H107ZM68 188H69V187H68ZM71 188H72V187H71ZM5 189H7L9 192H10V190L12 189V190H11L12 193L8 194V196L10 195V197L13 196V195H11V194H15V193H16V194H15L13 197H11V198L9 197L10 199H8L7 194H5V193H7V191H6ZM27 189H28L29 191H28ZM130 189H131V188H130ZM132 189H133V188H132ZM24 190H25V191H24ZM26 190H27V192H26ZM72 190H74V191H72ZM76 190H77V191H76ZM1 191H4V192H1ZM5 191H6V192H5ZM13 191H14V192H13ZM20 191H21V192H20ZM64 191H69V192L72 191V192H74V194H76V193L78 194V193H79V195L77 196V194H76V195L73 194V196H70V194H67V195L64 196V197H65V198L67 197L68 199L66 198V200H65V198H62L63 196H60V195L58 196V194H61V193L64 192ZM75 191H76V192H75ZM248 191H249V190H248ZM18 192H20V193L25 192V193H24V195H23V193H22V195L19 196L20 193H18ZM33 194H34V196H32ZM38 194H37V195H38ZM40 194H41V193H40ZM80 194L83 195V196H81ZM5 195L7 196V198H5V197H6ZM25 195H26V197H25ZM41 195H42V194H41ZM76 196H77V198H76ZM80 196H81V197H80ZM24 197H25V198H24ZM33 197H34L35 199H34ZM36 197H37V196H36ZM48 197H47V198H48ZM70 197H71L72 200H70ZM78 197H79V198H78ZM85 197H87V196H85ZM2 198H3L4 200H3ZM12 198H13V199H12ZM22 199H21V201H23V203H24V200H22ZM26 199H27V200H26ZM63 199L65 200V203H66V204H64ZM74 199H75V202H74ZM77 199H78V200L80 199V200L78 201ZM86 199H87V198H86ZM2 200H3V201H2ZM6 200H7V202L9 203V205H10V204H12V205L9 206L7 203H5ZM50 200L48 199V201H50ZM59 200H60L61 202H59ZM16 201H17V200H16ZM19 201H20V199H19ZM45 201H46V200H45ZM66 201H67V202H66ZM77 201H78V202H77ZM82 201H83V202H82ZM82 201H81V202L84 203V200H82ZM105 201H106V200H105ZM109 201H110V202H113V200H112V201L109 200ZM233 201H234V200H233ZM253 201H254V200H252V202H253ZM62 202H63V203H62ZM76 202H77L78 204H76ZM110 202H109V203H110ZM235 202L238 203L239 205L241 204V203H240V202H241L240 200H236V201H234L233 203H235ZM21 203H22V202H21ZM51 203H52V205H51ZM55 203H56V204H55ZM67 203H69V205H68ZM72 203H73V204H72ZM109 203H108V204H109ZM233 203H232V204L230 203V204L228 205V207H229V208H230V207L233 208V205H234ZM3 204H4V205H3ZM26 204H27V203H26ZM29 204H30V203H29ZM54 204H55V205H54ZM195 204H196V203H195ZM6 205H8L9 207H6ZM24 205H25V204H24ZM59 205H60V206H59ZM75 205H78V207H77V206L75 207ZM235 205L237 206V204H235ZM235 205H234V206H235ZM110 206H112V205H110ZM236 206H235V207H236ZM250 206H251V205H248L249 208H250ZM13 207H15V206H13ZM228 207H227V208H228ZM248 207H247V208H248ZM1 208H0V214L4 211V210H3V211L1 212V210H2ZM16 208H17V207H16ZM16 208H15V209H16ZM74 208H75V209H74ZM232 208H230L229 210L227 209V211H228V212H231V211L233 210V214H234V213L236 214V215L234 214L235 217H234L233 214H231V216H233V218L236 219V220L234 219V220H235V223H234V220H233V219L230 220V219H231V216L229 215V218H230V219H229V222L231 221V222L233 223V226H234V224L236 225V223L239 222V220H240V222H243V221H246V220H247L246 222H247V226H248V227L245 226V225H246L245 222H243L244 225H242V223H241V225H240V222H239V224H238L240 227L242 226V227H241V230H242V228H243V230H242V231H243L242 234L246 233V232L248 231V228H249V231L252 230V229H255V230H256V226L254 225V228H253V226H252V224H254V222H253L254 220H253L251 217H252L254 214L251 212L253 215H249V213H250L249 211H252V209H251L252 207L250 208L251 210L247 209L246 211H244L245 213H242V214L244 215L245 218H244V217L242 216V214L238 211V206H237V209L235 208L237 211L234 210V208H233V209H232ZM15 209L13 210V212L10 213V214H12V215H11V216H12L11 218L14 217L13 214H15V216H16V214H17V215L19 214L18 218L21 219L22 213H21L19 210H17L18 208H17L16 210H15ZM231 209H232V210H231ZM230 210H231V211H230ZM15 211H16V212H15ZM17 212H18V213H17ZM19 212H20V213H19ZM202 212H203V211L200 210V213H199L200 215L198 214L199 216H201L200 219L202 218V214H201ZM6 213H7V212H6ZM8 213H9V212H8ZM41 213H42V212H40V214H41ZM231 213H232V212H231ZM238 213H239V214H238ZM246 213H247V215L245 216ZM251 213H250V214H251ZM44 214H45V213H44ZM44 214H43V215L41 214V220L44 219V217H43ZM20 215H21V216H20ZM49 215H50V214H49ZM240 215H241V217L243 218V220H242V218L240 217ZM248 215H249V216H248ZM247 216L250 217V220L248 219ZM204 217H205V214H204V212H203V218H202V222H204L203 225H202L201 220L199 221V219H198L197 221L189 219V221H190V220H191L190 222L195 221L196 224L198 223V224L204 226V227H203V228H204V229H203V232L205 231V227H206V228H207L206 232H207L208 234L210 233V235H208V234H205V233H206V232H205L204 234H205L206 237H208V236H213V235H214V236H216V237H213V238H216V239H217V238H218V236H217L218 234H215V233H217V232L213 231V230H212L213 228L210 227V225H207V223H206L205 221H203ZM217 217H218V214H217ZM237 217H239L240 219L238 218V219H239V220H238ZM246 217H247V219H246ZM254 217H256V216L254 215ZM254 217H253V218H254ZM15 218H17V217H15ZM102 218H105V216L102 217ZM106 218H107V217H106ZM106 218H105V219H106ZM198 218H199V217H198ZM218 218H219V217H218ZM216 219H217V218H216ZM244 219H245V220H244ZM251 219H252L253 221H251ZM254 219H255V218H254ZM218 220L220 221V219H218ZM248 220H249L251 223H249ZM257 220H258V219L256 218V221H257ZM219 221H217V222H219ZM236 221H237V222H236ZM231 222H230V223H231ZM59 223H60V221L57 222V225H53V226H55V228H56V227L59 225ZM193 223H194V222H193ZM193 223H192V224L189 223V225L191 224V227H190V228L193 229V232L191 231L192 229H190L189 227H187V228L190 229L191 232H190L189 230H188L189 233L186 232V229H187V228H186L185 230L183 229V230L185 231L186 235L183 234V236H181V237L179 238L181 243H184V242L186 243V244H185V243L182 244V246H183V245H184V246H185V245L188 246V243H189V240H190V243H191V244L189 243V246H188V247H189L188 249H191V250H190L191 252L189 251V252H190V255L193 256L195 253H196V254L198 253L196 257L193 256L194 258L191 256L193 260H192L191 258H189L190 255H189V256L187 255V254H189L188 251L186 252V250H188V249H186L187 246H185L184 248H181L182 246L180 245L181 243L178 244L179 242H177L176 244L180 245L181 247H180V246H177V245H176V246H177V247H176L175 245H173V246H175V248H176L177 250H178V248H179L178 251H180V250L185 251L186 253L183 252V254L185 253V255L188 256V259L186 258L185 255H184L185 257L182 256L181 252H180V254H179L178 251H177L174 247H171V246H172V243H170L171 240H170V241L168 240V243H167L168 246H167V247H165V245H164V246H159L160 248L165 247V248H164L165 251H164L163 249H156V248H159V247H155V248L153 247V248H150L151 250H150V249H143V250H141V252L144 251L143 253H141V252L139 253L138 250H137V252L139 253V256H140V257L137 256V255L135 254L136 250H135V252H132V251H130V252H127V251H126V252H125V251H124L123 255H124L125 257H128V259L131 257V260L129 261L130 264H131V263H132V264H136V263H139V264H145V263H147V264H149L150 262H148L147 260H146L147 262L145 261V259H146V251H148V255H149V257L152 259V261H153L154 264H156V262H157V264H164V263H163L164 261L162 260V259H164V257H163L164 255H161V254H165V253H167V255L169 256V254L171 253V250H172V252L174 253V256H173V253H172V255L170 254V256H169L168 259L171 260V261L173 260V262H174L173 264H177V263L180 262V260L182 259V258L179 257L178 255H181L182 257H184L185 259H187V261H186V260H183V259H184V258H183V259L181 260V264H182V262H183L184 264H196L197 262L195 263V262H194V259H195V260L198 259V258L201 259L202 257H204L203 255H205L206 253H209V252H210V253H209L210 257H213L214 259H213V258H209V257H208V254H207V256L205 255L206 258H207V259L209 258L210 260H211V259H212V260L210 261V260L208 259V260L210 261V262L208 263V261L206 262V260H207V259H206V260H204L205 263H202V262H204V261H203V258H202V260H199V259H198V260H199V263H197V264H200V261H202L201 264H213V262H214V264H217L218 262H221V261H222L221 264H224L223 261H224L225 258H223V260H221L222 258H219L220 255H221V253H219V254L217 253V254L219 255L218 258H219L221 261L218 260L217 257L215 258V256L217 255L216 253H213V254L211 253L212 250H213L212 252H217L216 250H219V252H222L224 248H223V249H222V248H218V247H220V244L218 245L217 243H219V242H217L216 245H217L218 247L214 246V247H216L217 249L214 250V247H212L213 249L211 250V247H207V246H211V244H210L211 241L216 240V239H213L212 237H210L209 239L204 240V239L206 238V237L204 236L205 238H203V241L207 242V243H206L207 245H206V247H205V249H204L203 246H205V242H204V245H203V244L201 243V241H202L201 239H202V238L200 237V236H202L203 234L200 235V233H199V232H202V231H201V228H202V227L200 226L201 228H200L199 230H197V229L199 228V227H198V224H197V226L194 224V227L197 228V229H195V228L192 226ZM205 223H206V224H205ZM232 223H231V224H232ZM110 224H112V223L110 222ZM204 224H205V225H204ZM217 224H218V223H217ZM189 225H188V226H189ZM206 225H207V226H206ZM59 226L61 227V225H59ZM110 226H112V225H110ZM217 226H219V224H218ZM229 226H230V225H229ZM239 226H238V227H239ZM243 226H245V227H243ZM208 227L211 228V229H209ZM238 227L236 226L235 229L238 228ZM240 227H239V228H240ZM58 228H59V227H58ZM58 228H57V229H58ZM251 228H252V229H251ZM59 229H60V228H59ZM235 229L233 230V231H234V234L237 235V237H238V236L241 234V231H240L239 229H236V230H238V231H236ZM183 230H182V231H183ZM210 230H212V231L209 232ZM245 230H246V231H245ZM56 231L58 232L59 230L54 229V227H53V229H52V227H51V228L48 227L47 230H46L45 232H42V233H43L42 236H44V233H45V235H46V234L49 235L51 232L53 233V232H56ZM194 231H195V232H194ZM198 231H199V232H198ZM239 231H240V232H239ZM180 232H181V231H180ZM196 232H197V234H196ZM203 232H202V233H203ZM238 232H239L240 234H237ZM211 233H212V235H211ZM213 233H214V234H213ZM75 234H78V233L76 232ZM75 234H74V236H75ZM181 234H182V232H181ZM181 234H180V235H181ZM198 234H199V236H198ZM248 234L250 235L249 232H248ZM70 235H71V234H70ZM72 235H73V233H72ZM81 235H82V234L80 233V236H78V235H77V236L82 238ZM180 235L178 234V236H180ZM195 235H197L198 238H197ZM74 236H73V237H74ZM77 236H76V238H78ZM256 236H257V235H256ZM73 237H72V238H73ZM174 237H175V236H174ZM195 237H196V239H195ZM202 237H203V236H202ZM257 237H258V236H257ZM76 238H75V239H76ZM81 238H80V239H81ZM175 238H177V236H176ZM175 238H173V241H175V240H174ZM199 238H201V239H199ZM211 238H212L213 240H212ZM78 239H79V238H78ZM177 239H178V238H177ZM177 239H176V241H177ZM192 239H193V242H192ZM194 239H195V240H194ZM198 239H199V240H198ZM210 239H211V241H209ZM200 240H201V241H200ZM242 240L244 241V239H242ZM78 241H79V240H78ZM176 241H175V242H176ZM178 241H179V240H178ZM182 241H183V242H182ZM186 241H187V242H186ZM194 241H195V243H194ZM217 241H218V239H217ZM234 241H235V239L231 241V242L233 243V245H234L235 242H236V241H235V242H234ZM171 242H172V241H171ZM175 242H174V243H175ZM214 242H215V241H214ZM214 242L212 243V245L214 244ZM238 242H239V243H238ZM238 242H236V243H238L239 245H236V246H238V247L240 248V254H238V255H240L241 257L245 255V254H244V251H243V250H245V247H246V252H248L249 250H250L249 252H251V251L253 252L254 249H255L254 247H253V250H252V248H251V249H247V246L245 245L246 243H247V244L249 243V241L247 242V240H245V241L243 242L244 245H242V243H241V242H242L241 239H239ZM192 243H193L194 245H193ZM196 243H198V244H196ZM226 243H227V242H226ZM208 244H209V245H208ZM240 244H241V245H240ZM190 245H191V246H190ZM196 245H197V246H196ZM200 245H201V247H200ZM202 245H203V246H202ZM214 245H215V244H214ZM195 246H196V247L199 246L200 248L198 247V249L195 250L196 252H193L194 250H192V249H193V248L195 249ZM223 246H224V245H223ZM229 246H231V244H230ZM236 246H234V247H236ZM242 246L244 247V249H243ZM262 246H263V245H262ZM190 247H191V248H190ZM202 247H203V248H202ZM238 247H236V248H233V247H232V248L237 250ZM248 247H250L249 244H248ZM81 248H82V247H81ZM172 248L175 249V251H176L177 253H175V251H174ZM209 248H210V249H209ZM228 248H229V247H227V250H226V251H228ZM256 248H257V247H256ZM96 249H97V252H98L99 249H98V248H96ZM96 249H93L94 251H93L92 249L90 250V251H93L94 254H95V255H93V253H92V255H93L94 257L98 258V259H96V258L92 259V261H93L94 263L92 262L91 264H100V262H101V264H103V263L106 264L105 261H106V259H108V257L105 259V257H106L105 255H107V254H105V255H103V254H102V255H101V254H100V255H99V254L96 255V253H97V252L95 253V250H96ZM184 249H185V250H184ZM200 249H202V250H200ZM203 249H204V250H203ZM208 249H209L210 251H208ZM225 249H226V248H225ZM225 249H224V250H225ZM241 249H243V250L241 251ZM257 249H259V248H257ZM155 250H157L158 252L155 251ZM159 250H161L162 253H160ZM198 250H200V251H199L200 253L198 252ZM206 250H207V251H206ZM220 250H221V251H220ZM229 250H230L231 252L229 251L228 254L231 255V253H232L233 255H235L234 251H232L231 249H229ZM236 250H235V252H236V253H239V252H238L239 249H238V251H236ZM247 250H248V251H247ZM104 251H105V253L108 252L107 249H104V250H103V253H104ZM152 251H153V252H152ZM166 251H167V252H166ZM202 251H203V252H202ZM99 252H100V251H99ZM99 252H98V253H99ZM118 252L122 253L123 251H122V252H121V250H120V251H117V252H115V254H113V255H115V257H116V253H118ZM155 252H156V253H155ZM201 252H202V253H201ZM242 252H243L244 255L242 254ZM252 252H251V253H247V254H248V255H249V254L251 255V254L254 253V252H253V253H252ZM101 253H102V252H101ZM108 253H109V252H108ZM128 253H129V254H128ZM133 253H134L135 255H134ZM154 253H155V254H154ZM158 253H159V254H158ZM224 253H225V252H224ZM256 253L259 254V255H258L259 258H258V256H257V254H255V256H256V257H255L256 260H254V262L257 264L256 261H260V260H261L260 262H258V264H262V263L264 262V261H262V258L264 257V252H263V254H261V252H260V253H259V252H256ZM157 254H158V255H157ZM177 254H178V255H177ZM196 254H195V255H196ZM225 254L227 255V252H226ZM247 254H246V255H247ZM260 254L263 255V256L260 257ZM111 255H112V254H111ZM113 255H112V259L114 258ZM117 255H120V256H121L122 254H117ZM123 255H122V256H123ZM132 255L136 256L137 259H136L135 257H133ZM142 255H143V256H142ZM165 255H166V254H165ZM176 255H177V257H176ZM213 255H214V256H213ZM222 255H223V253H222ZM222 255H221V257L224 256V255H223V256H222ZM230 255H229V256H230ZM238 255H237V256H238ZM246 255H245V256H246ZM100 256H103V258H100ZM104 256H105V257H104ZM108 256H110V254H109ZM157 256H158L159 258H158ZM168 256H167V257H168ZM229 256H226V260H227V258H229ZM231 256H232V255H231ZM235 256H236V255H235ZM235 256H232V257H230V258H233V257L235 258ZM237 256H236V259H237ZM240 256H239L238 258H240ZM153 257H154V258H153ZM167 257H166V258H167ZM178 257H179V261L177 262L178 259L175 260L174 258H178ZM224 257H225V256H224ZM110 258H111V256H110ZM118 258L120 259L121 257H118ZM118 258H117V260L114 259V260L117 261V264H123L124 262H122V260H124V259L126 260V259H127V258H123V257H122V260L120 259L121 261L119 262V259H118ZM132 258H133V259H132ZM141 258H142V259H141ZM180 258H181V259H180ZM101 259H103L104 262H103V260L101 261ZM128 259H127V261H128ZM134 259H136V260H138V261H136V260H134ZM155 259H156V261H155ZM189 259H190V261H189ZM215 259H216V261H218L217 263L215 262ZM257 259H258V260H257ZM259 259H260V260H259ZM263 259H264V258H263ZM114 260H111V259L108 260L107 264H110L111 262H114ZM141 260H142V261H141ZM157 260H158V261L160 260V261L158 262ZM164 260H165V259H164ZM198 260H197V261H198ZM95 261H96L97 263H96ZM116 261L114 262V264H116ZM127 261H125V262H127ZM165 261H166V260H165ZM171 261H170V262H171ZM212 261H213V262H212ZM102 262H103V263H102ZM121 262H122V263H121ZM129 262H128V263H129ZM141 262H142V263H141ZM168 262H169V261H168ZM168 262H165V263H167V264H171L170 262H169V263H168ZM175 262H176V263H175ZM236 262H237V261H236ZM153 263H150V264H153ZM239 263H240V262H239ZM252 263H253V262H252ZM255 263H253V264H255ZM111 264H113V263H111ZM218 264H219V263H218ZM242 264H245V263H242Z\"/></svg>", "mask_w": 264, "mask_h": 264}]
</instances>
